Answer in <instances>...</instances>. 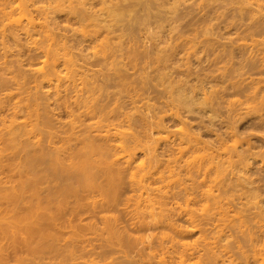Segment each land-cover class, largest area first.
<instances>
[{
    "label": "bare ground",
    "instance_id": "obj_1",
    "mask_svg": "<svg viewBox=\"0 0 264 264\" xmlns=\"http://www.w3.org/2000/svg\"><path fill=\"white\" fill-rule=\"evenodd\" d=\"M148 1L149 0H0V175L5 176V179H2L3 176H2V178L0 176V183H3V184L8 183L7 187H5L7 184L6 185L5 184L0 185V187H1L0 188V264H27L26 261H28V263L30 262L31 264L34 262L33 264H35L37 262V260H38V263L40 264V262L42 260V258L40 256H42L43 254L44 255L47 254L46 257H44L46 259H45V263H43V264H48V262H49V264H69V263H71V261H72L71 264H73V263L74 264H121L120 261L117 262L118 258L120 260L123 259L122 261L125 260L126 262L135 263V264H153V263L154 264H217L216 261H218L219 263H223V264H224V262H226L228 264L229 260L226 261V259H228L230 257V256H228V251H229V255H231V254H233V252H231L233 250L230 251L226 248L229 246L230 243L224 245L220 241V238H222V235L225 234L224 232L228 231L230 233V231L232 230L231 232L233 233V231L236 230L235 233L236 234L238 233L237 234L238 236L241 234V232L246 233L247 236H251L250 233L254 235V232H252L253 227L256 229L255 235L257 236V232H258L259 236H258V238L255 237V235L251 236L252 238L248 237L250 239L249 245H250V243H252V245H250V246H252L251 247L252 249L249 247V245H248V249L244 248V247H247V246H244V245H247L245 242L247 240L244 237L245 236L244 234H243L244 236L240 235V236H243L240 238H242V239L244 238L243 239L244 244L240 241H239V244H237L238 243L237 241L239 239L235 240V238H238V237H236V234H234L235 235L234 236L232 233L230 236L233 235V237H235L234 239H233V237H231L233 239L232 241H230L229 238L227 239V241L224 240V239H226V236H228L229 234L224 235L223 236L224 239L223 238L222 239L225 241V243L226 242L233 243L234 240L237 242V243L236 242L233 243L232 246L237 244L236 247L235 246L234 247L236 250H238L240 252V254L238 251L234 250L236 252L235 254L238 253L239 255H242V254L247 255V254H249V252H252V254L250 253L249 255L246 256V259L248 256L252 258L251 259L248 257L249 258L248 262L245 261L246 264L249 263L250 260H253L251 264L255 263V261L257 259H253V258H256L258 255H259V258H261L260 259L261 261L258 260L260 263L256 261V264L257 263L258 264H264V255L261 254V252L264 250V222L262 221V219L264 220V218L261 215V214L264 215V213H262L263 210L260 211L261 213L260 212L258 213V211H255V212H257L258 216L261 217V219L259 217L255 218V216H257V215H256V213L252 212L254 210L248 211V213L252 212L255 214L252 216L250 214H247V212H246L247 215L243 214V212L241 214L240 213L241 209L239 206L237 207V204H236V207L240 209V210L238 209L239 212H237V209H235L236 207L234 208L230 205L231 209L234 208L233 210L235 211V212L232 211L233 212V213H231L232 215L229 213L227 215L228 209L230 208V207L227 208L229 206V205H227V207H226L227 211H225L226 213H224V214H226V215H224V216H226V218L224 217L225 219L222 216H219V213H218L220 210H223L222 208H224V207H221L220 205L218 206L219 208L216 207V209L217 208L219 209V211L217 212V214L219 216V221L225 220V221L229 222V223L226 222L227 223L226 224L224 221H222L226 225L225 224L221 225V227L225 226L224 228H226L228 230L222 229V228H220V226H214L213 227L214 230L218 231L217 234L219 237H220L219 233H221V230L224 231V232L222 231L223 234H221V237L219 238L218 241L221 242L222 245H224L223 247H225L226 250L225 249L221 250L222 249L221 245H219V247H221V248H219L218 245L216 247H218L219 250H221L222 254H224V252L226 251L227 253L225 252V254L228 257L226 259H220L221 256H223V255L220 256L219 254H221V253H219L220 251L218 250V252H217L218 254H216L217 255V258H216V255H215V252H216L215 248L216 247H215V245H216V243L218 244V241L215 242L212 240V238L214 237V240H217L218 236L215 233V231L212 229V231L216 234V236L212 237V235H214V234H212V231H211L212 226L210 225L211 227H209V229L207 226V225H209V223H211V220L213 221V219H214V218L211 219L209 217V215L212 213V209L214 210L215 208L213 207L210 210L207 207H209L208 205L211 204V206H210V208H211L212 202H214V204H215V202H216L215 197L217 194L219 195V193H221V192L224 193V191L226 193H228L226 191L227 187L226 188L224 187L225 190L223 189V185H222V187H220L221 183L223 181H220V184L217 183V182H219V180L222 179L221 177H223V176H221V175L222 174L224 175V173L226 174L227 172L225 171L226 165L222 166V164L225 162V161H223V159L225 157H223V159H222L223 163H222L221 160H219L220 154H219V156H217L215 154L216 157H218V158H216L214 155L215 151H213L212 148H211V151H213V153H211V154L208 153V154L210 156L211 155H213V156L209 157L208 154L203 155L204 152H206V153L208 152V150H206L209 146L208 141H207L208 139L205 140V144L207 143L206 144L207 146H205V147H207L205 149L206 151L204 149H202V151L199 150V151H201L200 154H202L203 156H207L208 158L207 157L204 158V157H202V155L198 156L197 154L194 153L195 152L194 150L200 149V148H197V146L201 143V141L203 142L204 140H201L203 138H199L200 134L197 135L194 132V130L191 131V129L185 127V123L183 122V121H185V119L183 120L182 117L180 119V115H179L180 113H177L178 110H176V112L169 111L170 113L167 114L168 116H166L165 113H164V115L163 114L160 115L161 112L158 111L160 113V114H158V112L157 111L155 112L154 110L153 111L155 113H153L152 115H148V114H146L147 112H143L144 114H146L145 115L146 117H145L143 114H142L143 116L141 115V113H142L141 110L138 111L136 109L140 113V115L137 113V111H136V113L138 115H135L136 113L133 114L135 112V109H134V111H133V109H131L132 110L131 112H133L132 114L134 115L133 116V115H131L130 111H129V113L124 111L123 110L124 108L121 109L123 111L122 112L123 114H122L120 109H118V108L116 109L117 105L114 108L112 107L114 110L111 108H107L106 104H102L101 101L99 102V100H102V99H100V98L98 99L96 97L95 91H97V89H98V84L96 83V80L93 81L94 80L93 78H96V77H94V74L92 73V69H90V67L93 66V65H91L93 62L92 63L89 62V59L90 58H96L98 63L102 62L101 63V64H103L102 66H104V64H109V67H110L111 64H110V62H108V58H109V56L110 57L112 56V55H110V54H112L111 53L112 47L113 46L116 47L118 45L120 48L123 49L122 40H125V39H123L124 35L123 34L121 35V29L119 27H122V26L125 27V24L123 22V21H125L124 17L125 18L129 17L133 21H136V19L139 17V16H137L138 12H141L142 10H143V13L145 12V15L148 14L150 17V14L154 13V11L156 9H154V11H152L151 8L153 9V6L151 5V3H149V2H151V0L149 2ZM156 1L158 2V0H156ZM156 1H154L155 5H156ZM212 1H215V0H199L198 1L196 10L194 11V13H196V11L198 10L197 14H195L196 16H198V19L203 18L204 15L208 12L207 11L208 7L211 6ZM243 1H246V2L250 1L249 2L250 5H252V6L255 5V7H257V8L254 9L255 10L254 13L255 14L259 13L256 15H257V17H261V19H262V15L258 16V15H260V13L262 14V10H264V5H262L260 3V1L259 2H257L258 0H253V1L243 0ZM154 2L152 4H154ZM252 2L254 3V5ZM159 3H160V5L162 4L161 1H159ZM164 3H166V2H164ZM246 4L248 7V3H246ZM163 5L164 4H162V6ZM133 6L137 7V9L136 8L131 9V8H134ZM156 8H158V7H156ZM169 9L168 8L166 9L169 12L166 10H165V12H168V14L171 15V17H169V18H171V20H172V18L175 19L176 15L178 13H181L180 4L178 2H174V4L172 6H170ZM240 9H242V7L239 8V11H240ZM242 10H244V9H242ZM240 12H242V11H240ZM190 14L192 15V12ZM152 15L153 14H151V17H152ZM216 15L218 16V13ZM153 16H156V15H153ZM248 17H250V16H248ZM251 17L253 20L256 16L251 15ZM176 18H178V17H176ZM216 19H217V17H216ZM255 19H257V18H255ZM261 19L259 18L258 21H260ZM263 19H264V17H263ZM250 20H251V18H250ZM258 21H257V23H258ZM250 23H251V21H250ZM254 23H255V21L252 23L253 26H254ZM127 25H129V24H127ZM232 25H229V26H232ZM244 25H246V24H244ZM236 26H238V25H235V27ZM242 26H243V24H242ZM248 26H246V27H248ZM124 27H122V30H124L123 29ZM113 28L114 29H116V28L120 29L119 35L118 34L116 35L114 33V35H116L115 37L112 35H111L112 37H109V39L112 38V39L117 40V45H114V43L111 42L112 39H110L111 41L109 43L108 36H106L110 32L109 29H111V32H112ZM222 29H223V27H222ZM244 29H245V27H244ZM212 30H213V28L205 29L203 31V33L201 34L200 39L202 37L203 38L200 41L199 40L195 41V38H197L196 36L191 37V36H186V35H184L186 37L183 36V39L181 38L182 42L179 40L180 43L184 42V44H185L184 50L182 49V47L184 45L180 44V46L183 45L181 47V49L183 50L181 55L186 56V57H184V59L185 58L188 59L187 57H189L191 55L192 50L195 51L196 48L200 46L199 42H200V44L203 42H209L210 40H212L214 38V35L212 36V34L214 33V32H212ZM234 30H235V28H234ZM236 30H237V28H236ZM249 30H251V29H249ZM234 32H233V35H234ZM247 32H248L246 35L247 37H245V38H238L237 34L238 33L240 34V32L239 31L235 32V34L237 36L236 37L234 35L236 37L235 39L239 40V42L237 41L238 43L237 42L235 43L236 44L235 50L238 51L237 53L241 52L239 54L240 56H241V54L244 55L247 50H249V51L251 50L250 53H249V51H247V53H249V54L246 53L245 58H246L247 62L251 65V68H252V67H254L253 64L256 63L254 61L256 58V55L254 54V53H256L255 52L256 50L253 49V50H255L253 53L252 48L257 47V49H258V46H256L257 43L261 48V44H259L260 42L257 41L258 38L256 39V37H255L256 33H253L252 31H247ZM102 33H103V36L100 37V35H102ZM248 34L249 35L251 34V35L249 36ZM131 35H132V33H131ZM240 35H243V34H240ZM155 36H157V35H155ZM234 36H232L233 39H234ZM256 36H258V35H256ZM129 38L132 39L131 36H129ZM226 38L228 39V42H227V44H226V42L225 43L223 42L225 44V46L228 45V43L230 42L229 40L233 41L231 39V35L226 36ZM260 38H259V40H260ZM261 40H262V38H261ZM263 41L264 40H262L261 43H263ZM195 42L196 43L198 42L197 43L198 46H196V44H193ZM215 42H217V39ZM218 42H220V41H218ZM128 43H129V41H127V44ZM160 43H162V42H160ZM173 43H175V42H173ZM223 43H221V44H223ZM167 44H169V42ZM211 44H212V42H211ZM211 44L209 45V47L211 46ZM111 45H113V46H111ZM126 45H125V47H126ZM194 45L196 46L194 48L195 50L193 49ZM173 46H177V45H173ZM205 46H207V45H205ZM205 46L203 44L202 47L201 46L199 47V49L201 48V50L203 48H205L202 51L206 50V52H204V53H206V54H204V56L206 55V57H204L202 60L200 57V55H201L200 52H199L200 55L197 53L199 56L195 52H192L193 57H195L193 53H195V55L198 56L197 58L195 57V59L197 61L194 58H193V60H195V62H197L196 64H200L201 67L204 66V64L202 65V63L207 61V59H208V64L206 63L207 66H209L210 62H212L213 64L215 62H217L216 55H215L216 58L214 57V59L207 57L208 56L207 52L208 51L213 52V50L215 49L216 46L213 45L210 48L205 47ZM115 47H114V49L119 48V47L118 48H115ZM160 48L161 47H159L157 49H160ZM260 48H259V50L262 49V48L261 49ZM162 49H164L163 46H162ZM113 50H112V52H113ZM161 50H158V51L161 52ZM158 51H156V52H158ZM171 51H173V50H171ZM178 51L180 53V50H178ZM221 51L225 52L224 48ZM114 52H115V50H114ZM175 52H176V49H175ZM175 52L172 53L173 55L171 54V59H172V56H173V58L175 57V55H176ZM196 52H198V51H196ZM215 52L218 53V51H215ZM227 52H228V50L226 51V54H227ZM153 53H154V50H153ZM183 53H184V55H183ZM229 53L230 54L232 53L231 55L235 54V53L230 52V51H229ZM165 54H166V52H165ZM202 54H203V52H202ZM214 54H216V53H214ZM214 54H213V56H214ZM218 54H220V53H218ZM218 54H217V56H218ZM230 54H228L227 57ZM256 54L258 55L261 53H256ZM135 56H137L136 53H132L128 57L129 61L132 62L133 65H135L133 62V59L135 58ZM160 56H157V57L159 58ZM162 56H163V54H162ZM180 58H181V56H180ZM205 58H207V59H205ZM209 59H211V60H209ZM229 59H230V57H229ZM241 59H242V57H241ZM158 60H160V59H158ZM158 60H156V63ZM188 60H186V61L188 62ZM164 61H166V60H164ZM164 61H163V63H165ZM171 61H173V60H171ZM231 61H232V59L228 61L229 63L227 62L228 66L231 64L230 63ZM263 61H264V59H263ZM259 62H261V61H259ZM163 63H162V65H163ZM166 63H170V61L166 62ZM174 63H176V62H174ZM158 64H159V62H158ZM222 64H224V63L222 62L221 64H217V65L222 66ZM244 64H245V66L247 65L246 61H244ZM88 65H90V66H88ZM171 65H172V63H171ZM237 65H235V66H237ZM240 65H241V63H240ZM261 65H263V64H261ZM228 66L226 65L225 67L228 68ZM230 66H229V68L232 67V66L231 67ZM24 67H25V69H24ZM104 67L107 68L108 66H104ZM156 67H157V64H156ZM158 67H159V65H158ZM173 67H174V65H173ZM198 67H199V65H198ZM225 67H224V65L222 66V68H225ZM238 67H239V65H238ZM113 68L117 69L118 67L117 68L113 67ZM165 68H167V67H165ZM168 68L173 70L170 66ZM194 68H195V66H194ZM262 68H264V67H262ZM108 69L109 68H107L106 70H108ZM114 69L111 73L114 72ZM170 69H168V70H170ZM185 69H188V68L185 67ZM199 69L201 70V68H199ZM225 69H224V71L222 69L221 73L226 72ZM254 69H257V68H254ZM163 70H164V68H163ZM171 70H170V72H171ZM189 70L190 69H188V71ZM235 70H236V72L237 71L240 72V69L239 70L235 69ZM242 70H241V72H242ZM260 70H261V68H260ZM119 71H121V70H119ZM119 71L115 70V72H117V74L120 73ZM179 71L180 70H178V72ZM218 71H220V69ZM231 71H232V69H231ZM115 72L113 75L110 74V72H109L110 75L108 73H106L108 76L103 74L101 79H103V81H105L107 84L108 81H106V80H109V77L111 75L114 76ZM176 72H177V70H176ZM186 72H187V70H186ZM163 73L165 74V72H163ZM204 73H206V72H204ZM216 73H218V72H216ZM255 73H256V71H255ZM257 73H259V72H257ZM247 74L248 73H246L245 78L248 77ZM120 75L121 74H118V76L116 75L117 77H114L112 79H115V78L117 79L118 77H120ZM170 75H171V73H170ZM197 75H199V74H197ZM213 75L214 74H212L211 77L209 76L210 78L208 76L206 77V75H204L205 77H203V78L206 80H207V78H209V79H211L210 81L212 82L213 78L215 77V76L213 77ZM224 75L227 76V74H224ZM166 76H167V73H166ZM172 76H170L171 79H172ZM200 76H201V74H200ZM240 76H241V74H240ZM196 77L197 76H195V78ZM220 77H221V75H220ZM222 77H223L222 79H224V76H222ZM235 77H237L236 74H235ZM249 77H248V79L250 81L249 80L247 81L244 78H240V79L238 78V80H236L232 77V80H230V84L232 85V88H234L235 84H236V87L241 86L242 83L245 84V80L247 81V83H249V82L252 83L254 80H252L253 78H249ZM255 77L260 78L261 76L260 77L255 76ZM166 78H168V77H166ZM195 78H194V81H195ZM118 79L123 80L122 78H118ZM185 79H186V76H185ZM187 79H189V78H187ZM187 79L185 81H189ZM91 80L95 83H92ZM261 80H262V77H261L260 81ZM88 81H91V82H88ZM200 81H199V84H200ZM210 81H207V83H210ZM214 81H215V79H214ZM101 82H102V80H101ZM119 83H120L119 85L121 86V87L119 86V88L122 90L123 89L122 87L125 86L126 83L124 82V80H123V82L120 81ZM121 83L123 84V86ZM202 83H203V85L205 84L204 82H202ZM216 83H217V81H216ZM220 83H221V81H220ZM227 83H229V79L227 80ZM93 84H96L97 86H95V85L93 86ZM176 84H177V82H176ZM226 84H224V85H226ZM255 84L257 85V83H255ZM172 85H173V83H172ZM172 85L171 86L168 85V87H170L171 91L174 93V95H171V97H170V94L172 92L168 95L172 100L170 103H172V104H174V102L175 103H177V102L182 103L184 106H182V104H178V103L177 104L182 106V109L184 107L186 108V109L184 108V110H187V111L183 110L184 112L189 111L190 113H192V112L193 113H199L198 115H196L198 117L201 114H204L206 112V110L211 109L213 107L211 105L213 98L217 97V96L213 97L211 93L210 94L204 93L206 91H204V92L200 91L201 93L195 92V91H199V90L195 87L197 90L193 91L194 89L192 90V88L191 89L189 88L190 86L192 87V85L188 84L189 86L186 87L185 86L186 83H184V85H182V83H181V86H179L177 84L178 88L176 85H174V86H172ZM231 85H229V86H231ZM233 85H234V87H233ZM261 85H263V84H261ZM88 86H90V87L88 88ZM91 86L96 87V89L91 88ZM159 86H160V84H159ZM208 86H209V84H208ZM229 86H228V89H229ZM246 86H248V85H246ZM163 87L165 88V86H163ZM168 87H167V89H168ZM209 87H212V86H209ZM236 87H235V89H236ZM172 88H175V89L177 88L176 92H174L173 91L174 89H172ZM213 88H214V86L211 89H209V91L210 90L215 91V88L214 89ZM220 88L222 89L223 86ZM254 88H255V86L253 87V89ZM257 88H258V85L256 86L255 89H257ZM124 89H126V86ZM228 89H227V91H228ZM231 89L229 90L230 92H231ZM121 90H119V91L121 92ZM158 90H160V89H158ZM161 90L163 91L164 89H161ZM205 90H206V86H205ZM122 91H126V90H122ZM233 91H235V90L232 89V92ZM237 91H238V89H237ZM251 91H252L251 92L252 95L250 93L249 97L250 96L254 97L255 96L254 94H256V90L255 91L251 90ZM132 92H133V90H132ZM223 92H225V91H223ZM246 92H247V90H246ZM133 93L135 94V96L133 94L132 95L137 98L136 93L135 92H133ZM128 94H129V92H128ZM225 94H224V96H225ZM236 94H237V92H236ZM236 94H234V96H236ZM205 95H206L207 99H209L208 98L209 96H207V95L212 96V101L211 100H210V102H209V100L206 101L207 99L205 98ZM124 96L127 97L126 94ZM129 96H131V95H128L129 103H131L130 100L135 102L136 98H134L132 96H131L132 98H129ZM201 96H203L202 100H204V101L198 100ZM243 96H245L244 93H243ZM246 96L248 97V95H246ZM261 96H262V94H261ZM261 96H259V97H261ZM263 96H264V94H263ZM98 97H100V96L98 95ZM165 97H167V96L165 95ZM172 98L175 99L174 102H173ZM220 98H218V99H220ZM234 98H233V100H234ZM239 98L238 99L236 98V99L239 100ZM261 98L263 99V97H261ZM210 99H211V97H210ZM228 99H229V97H228ZM247 99L244 100V102L246 101V103H244L242 101H241L242 103L241 102L237 103V101H236V103H237L236 108L238 107V109H237L238 111H240V109H242L241 108L242 106L244 107L242 109V111H244V109L246 107H248L247 105L251 101L249 102ZM167 100L168 99H166V102H167ZM230 100L227 103H229ZM258 100L260 101V98ZM159 101H160V99H159ZM169 101L170 100H168V102ZM205 101H206V103L208 102L207 104L211 105L212 107L207 106ZM216 101H215V103H216ZM232 101L230 102V104H232ZM259 101H258V103L261 104L262 101L261 102H259ZM99 103H101V104H99ZM240 103L241 104L244 103L246 106L242 105L241 107H239ZM217 104H218V102H217ZM230 104H228V105H230ZM234 104L235 103H233V105ZM254 104L257 105V102L256 103L254 102ZM263 104H264V101H263ZM257 106L260 107L259 105H257ZM118 107H119V105H118ZM175 107L177 108L178 106L176 105ZM209 107H211V108H209ZM231 107H232V105H231ZM62 108L64 110H61ZM167 108H170V107H167ZM171 108H172V106H171ZM248 108L251 109L250 104H249ZM178 109H180V108H178ZM250 109H249V112H248V109H247V111H245V112H248L247 117L252 112L255 114L254 111L250 112ZM58 110H60V112L64 111L65 112L64 114H66V117H65L66 120L64 119L65 121L62 122V124H61V122H60V124H58L59 122L57 121L58 120L57 116L59 114ZM116 110L117 111L119 110L118 113L120 112L122 114L121 115L122 117L120 116V119L118 118V116L116 117V115H115V113L117 112ZM170 110H172V109H170ZM260 110H259V112H260ZM112 111H115V112H113L114 114L112 113ZM165 111H166V109H165ZM179 112H181V111L179 110ZM120 113L118 115H120ZM166 113H167V111H166ZM209 113L212 114L211 111ZM227 113H225V114H227ZM236 113H238V112H236ZM263 113L264 112H262V114ZM187 114H189V113H187ZM211 114L210 115L208 114L210 117L207 115V113H206V115L205 114L204 115L207 116V119H213L214 120V118L217 115H215L216 113H214V115L212 114L214 116V118H212L213 116H211ZM233 114H234V112H233ZM243 114L246 115L244 112H243ZM191 115H193V114H191ZM204 115L202 117H204ZM258 115H260V114H258ZM149 116H151L150 117V119L152 118L151 120L148 118ZM80 117H83L82 119L86 118L88 120V122L82 120ZM242 117H240V118H242ZM228 118H229V116H228ZM258 118H260V117H258ZM54 120H56L57 122ZM166 120L172 121V122L178 121V125H179L178 129L176 126H175L176 127L175 129H177L176 130L177 133H179L181 136L180 137L177 136L178 134H176V136H177V139H178V137L181 140H183V138H184V142L182 141V143H181V141H179V139H178V141L176 140L178 143L176 142V144H175V142L172 143V141H170L168 139L169 138L168 136H165L166 134H168L167 129L169 127V126H165V124H164V121H166ZM216 120H219V119H216ZM239 120H241V119H239ZM236 121H235V123H233L234 126L237 123ZM124 122H126V123L124 124ZM196 122H198V121H196ZM208 122L211 123L212 120L211 121L209 120ZM238 122L240 123V121H238ZM142 123H144V124H142ZM187 123H189V122L187 121ZM214 123H215V121H214ZM217 123L219 124V122H216V124ZM228 123L230 124L231 121H229ZM190 124H192V123L190 122ZM221 126H222V124H221ZM225 129H227V128H225ZM205 130H206V128H205ZM205 130H204V132H205ZM233 130H231V131H233ZM256 131L258 132V130H256ZM165 132H167V133L165 134ZM263 132H264V130H263ZM148 133H149V135H151V134L157 135V136H155L157 138L155 140H157L158 144L162 139H165L166 137H168V138H166L167 141L166 140L165 141L166 142L170 141L172 144L171 143H165L161 147L156 146V145L151 146L150 140L152 142H155V141L152 140V139H154V138H152L153 136L149 137V138H151V139H149V141H148V139H145V138H148V136H147ZM169 133H172V132H169ZM207 133H208V131H207ZM161 134H165L164 138H161V136L163 137V135H161ZM213 134H214V132H213ZM223 134L225 135V133H223ZM251 134L253 135L252 132H251ZM173 135H175V134H173ZM141 136L144 138H140ZM208 136H206V137H208ZM229 136H231V134ZM250 136L251 135H249V137ZM239 137H241V136H239ZM239 137L236 138V140L234 139L235 138L234 137L233 140L237 141L239 143V140H241V139H239ZM173 138L176 139V137H173ZM158 139H161V140L158 141ZM211 139H213V137ZM237 139H239V140H237ZM244 139H245V141L242 139L243 141L241 140V142L239 144L237 143L238 145H240L242 143L238 148H236L237 145L236 146L235 145L230 146L228 144H227V146H229V147H227L224 144L225 142L223 143L224 144V146H223V145H221L223 141L222 142L219 141L220 143L218 142L217 145H219L218 147L222 146L225 148V149L223 148L224 151H222V153H224V154L228 153L227 151H230L228 156H226L227 158H225V159H227L226 164L229 163L228 166L231 167V170L229 169L230 167L227 169H229L231 171V175H230L231 177L230 178H233L232 180H234V177H236L235 179L238 182L234 183L231 180V183L233 182V184H237V185L232 186V184H231V186H229V187L244 186V188H243L244 191L241 187L238 189H240V193L242 191V193H241L242 197H243V195H245V197H246L245 199L243 198L244 200H246L243 202V204L245 202L247 203V201H248V204L245 203L247 205L246 210H248L251 207L252 203L253 204L255 203L252 200L253 199L252 197L254 196V200L259 198V197L256 198V196L258 194L254 195L256 193L253 192V191H255V189L257 192V188L259 190V187L255 186L256 185L255 182L252 183V181L250 180V179H252L251 177L249 180H248V178H246L247 177L246 171L248 169L247 166H249V164H248L249 162H247V160H249V158H251V157H249L250 154L255 153V152L252 150V149H254V148H252L254 146H253V144H251L252 147L250 146V142L247 140L248 138L247 139L244 138ZM94 140L99 141V142L97 141L98 145H97V142L94 143ZM215 140L217 142L218 139H215ZM162 141H164V140H162ZM234 141L232 143H235ZM185 142L190 144L192 147H195V149L191 147V149H194L193 150L194 152L188 151L190 149L186 150V148H188V145H185L186 144ZM243 142H244V144H243ZM210 143L211 142L209 141V144ZM180 144H182L181 147H183V146L185 147L186 152L188 151V152L192 153V156L189 157L190 160H189V158H187L188 155H187V157H184V158H187L188 160L187 159L186 160L181 159V160H183V162L181 160H179V162L181 161L183 164L178 162V159H180V156H182L181 154L184 151V147L181 149L177 146ZM259 144H258V146H259ZM201 146H204V144H201ZM243 146H244V148H243ZM230 147H233V148L235 147V148L230 149ZM202 148H204V147H202ZM180 149H181V151H179ZM208 149L210 151V148H208ZM226 149H227V151H225ZM250 150H251V152H249ZM176 151H179V154H176L177 156H175V153H178ZM196 151H198V150H196ZM218 151H221V149L219 148ZM245 151L250 153V154H248V153L246 154ZM242 152L243 153L245 152L244 153L245 156L243 155ZM184 154H183V156H184ZM187 154H189V153H187ZM193 154H195L194 155L195 157H193ZM261 154L262 153H260L259 156H262ZM247 155H249V156H247ZM222 156H223V154H222ZM254 156H256V155L252 154L253 159H255ZM263 156H262V158H263ZM197 157H199V160H201V162L199 160H197L198 159ZM246 157H248V158H246ZM195 159L198 162L195 161ZM203 159H204V161H202ZM263 162H264V160L262 161V163ZM220 166H222L223 168L225 167L224 168L225 172L222 170L224 173H222V171H221L222 168L221 169L219 168ZM97 167H98V171L96 170ZM259 167H260V165H259ZM218 168L220 169L219 171L221 172V174H219L220 176H218L215 172V171L218 172ZM229 170H227V171H229ZM126 171H128V175H129L128 176L129 185L135 186V191L136 190L139 191V189H140L139 195L135 196L137 199L138 198L139 199L137 201L135 198H133L136 200V201L134 200V202H137L136 203L137 206L139 205V203L141 201L145 202L143 206L148 207V209L146 210L147 212L145 211L146 213L144 212V210L146 209L144 207V210L141 209L140 212L138 211L136 214H133L132 219H131V216H129L130 217L129 219H131V220H129V223L133 222V225H134L133 228L137 227L136 229H138V228L141 229L142 227L143 228L149 227L151 225V223H152V225L156 224V227H157L158 223L159 224L162 223V225H164L166 227V232H164L163 230H160L163 232H159L158 237L156 235L155 236L151 235L152 236L151 238L148 237L149 239H152V240H147L148 239L147 237H145V239L141 238L142 240L144 239V241L146 242L145 243L143 241L145 243V245H144V243L139 245V242L141 243V240L137 241V239L139 237H137V239L135 238L134 240H136V241L134 242V240L132 241L133 238L132 239L130 238L131 239L130 240L128 237V239H127V238H125V234L122 231H121L122 233L117 231V230H119V228L115 229L117 227L115 225V223L117 221V215H116V213H114L115 215H113L114 210L113 209L111 210L110 207H112V206L116 207L115 204L116 203L119 204L118 202L120 201L121 194H122L120 191H122L121 189H124L123 187L125 186V180H124L125 176L123 174ZM209 171L211 172V174L215 173L218 176V180L216 182L215 179L217 178V176L214 175L216 178L215 177L213 178L215 180V181L213 180L215 183H213V181H212L213 185L215 184L213 187H217L219 184L220 186H218V187L220 189L222 188L223 190L221 189L222 191H220V189H219V191H220L219 192L218 190H214L211 187L209 188V186L207 184L206 185L208 186V188L210 190L207 189V187H206V189L205 188L204 189L208 193L206 192V194H204L205 190L201 189L200 193L202 195L204 194L203 195L204 198L202 197V195H201V197H202V199H205V196H206V198L208 200L206 199L207 201L206 200H204V201H206V203H208V205L206 203H204V206H203V203L201 205V207H204L207 209H204V208L201 209L200 206L197 205V206H199V208L201 210L198 207L197 208L195 207L196 209L200 210V213L198 216H202L201 219L204 218L203 219L204 221L203 220L200 221V218L195 219L196 216L193 217L194 214L192 215V213H195L194 212L195 210L193 211L192 207H191V209H189L190 207L189 208L187 207L188 206L187 203L189 200H190L189 201L190 203L191 202L193 203V201L194 202L196 201V200H194L195 198H193V197H195V193L193 196L188 197L190 195V190H189V188L187 189V186H191V185L193 186L194 184L196 185L197 176H199L201 173H203V175H206V173H208ZM212 171L214 173H212ZM230 171L228 172V174L230 173ZM95 172H97V173H95ZM238 172H240V174H238ZM98 173L102 174V175L99 174V176L101 175V178H98ZM245 173H246V175H245ZM211 174L206 175V179H207V176L210 177ZM90 175H91V177H90ZM232 176H234V177H232ZM45 178L46 179L48 178V179L46 180ZM82 178H83V180H82ZM90 178H91V180H93L95 182L97 180V182H96L97 184H95V183L93 184V181H91ZM95 178H97V179H95ZM189 178H192L191 179L192 182L187 181L188 185L185 182L186 185L184 184V186H183L182 183H184V180L189 179ZM193 178H195V180H193ZM99 179H102L103 181H100ZM203 179H205V177L202 176V174H201L200 178H198V181L201 180V182H202ZM224 179H226V181L227 180L229 181V179L225 178V176H224ZM48 180H50L53 183L52 187H50V188L48 186H47L48 188L47 187L46 188L40 187L43 181L46 184L45 181H48ZM84 180L85 181L87 180L86 181L87 183ZM208 180H211V179L208 178ZM208 180H206V181H208ZM189 181H190V179H189ZM193 181L194 182L196 181V183H193ZM206 181H203V184H205ZM228 181L223 182L222 184H224V186H227ZM91 182L94 186L91 184ZM80 183L81 184L84 183V184H82L83 186L87 184L86 186H84L85 190H84V188H80V187H83L82 185L80 186ZM190 183H192V184L189 185ZM199 183H200V181H199ZM199 183H197V184L199 185ZM210 183L211 182H209V184ZM212 183H211V186H212ZM251 183L254 185V187H253V188H255L254 190H252L253 188L250 187V186H253V185H250ZM203 184L201 186H203ZM229 184H230V182H229ZM90 185H92L91 188H93V189L90 188ZM199 186L196 185V188L198 187V189L200 190V188H202V187L201 186L199 187ZM245 186H246V189H248V191L245 190ZM218 187L215 189H218ZM42 189H43V191H42ZM193 189H195V188H192V190ZM233 189H231L229 191L231 192ZM263 189H264V187H263ZM88 190H90V191H88ZM195 190H193V191H195ZM213 190L218 191V193L215 194L216 193L215 192L213 194V193L209 192V191H213ZM198 191L196 193H199ZM248 193L250 194L252 199L248 198V200H247V196L250 197L248 195ZM257 193H259V192H257ZM142 194L143 195L145 194V195L143 196ZM191 194H192V191H191ZM211 195H215V196L211 197ZM230 195L234 196V195H237V193L236 194L232 193ZM119 196H120V198H119ZM133 196H131V198ZM142 196H143V198H142ZM208 196H210L213 201L211 199H209L210 197L208 198ZM179 197L185 198L183 200L184 201L187 200V201H185L186 204H185V202H183L184 204L181 203L182 200L180 198V201H179ZM197 197L199 198V195H197ZM226 197L228 198L229 195ZM131 198L126 197V200L130 201ZM191 198H193V200H191ZM198 198H196V199H198ZM213 198H215V199H213ZM218 198H217V200H221L220 199L221 197L219 199ZM223 199L225 200V198H223ZM235 199H237V198L235 197ZM239 199H240V197H239ZM81 200H83V201H81ZM209 200H210V203H209ZM228 200H229V198H228ZM262 200H264V198L261 199V201H259V202L261 203ZM226 201H223L222 203H225ZM236 201L237 200H235L233 202L236 203ZM242 201L240 203H242ZM249 201H252L251 204ZM82 202H84V203H82ZM142 202L140 204H142ZM259 202H256V203L260 204ZM198 203H200V202H198ZM237 203L239 205V201ZM133 204L134 203H132V205ZM136 204H134V205L136 206ZM182 204L184 205V207ZM231 204H233V203H231ZM245 204H244V206H245ZM258 204H256L257 206L253 205L254 207H256V210H257V208L260 210V207L258 206ZM84 205L90 210V212L87 209L83 208ZM67 206L68 207L70 206L69 209ZM137 206H136V208H137ZM240 206H242V205L240 204ZM254 207H253V209H255ZM65 209H67L69 214H70V215H68V218L70 216H72L73 219H75V217L79 214L80 211H81V213H84L85 211H86V213H88V212L90 214L92 213V215H94L95 217L97 215V218H99L98 223H100L101 225L100 226H98L97 224L95 225L94 221H91V223L94 222L93 223L94 226L91 223L88 225V222H90V220H86L87 221L86 222L82 219H79L80 218V216H79L80 214H79L78 215L79 217H77L76 220L77 221H78V219L82 220L81 221L82 223H80L78 221L80 224L79 223L77 224V221H76L73 224V223H71V221H72L71 217H70L71 220H69L70 218L66 219L65 220L66 221L65 227H66V224L67 225L69 224L67 226V228H68V230H70V229L71 230L69 232H68V230H65V229L64 230L66 232H63L64 230L63 231L60 230L61 233H63V234L65 233L64 235L61 234L62 238H60L59 237L60 231L58 229L59 228L58 221L65 219V217H63V216H66V214H67V211ZM109 210L112 211V217L113 218L111 217ZM134 210H135V208H132L131 214L134 213ZM202 210L204 211V213ZM205 210L206 211L210 210V212H211L209 214V212L207 211V217H205L206 215H204V214H206ZM244 210H245V208H244ZM64 211H66L65 215H64ZM176 211L178 214L180 212H182V214H183V212H184L183 215H185V219L187 217V219L189 220L188 225L186 224L187 226H184L183 224H182L183 225L182 226V225H179V222L177 224H176V222H174V220H176L174 218V213L177 214ZM135 212H136V210H135ZM201 212L203 214H201ZM221 212L222 211H220V213ZM138 213L139 214L144 213L147 215H146V217H143L145 215L138 216ZM98 214H99V216H98ZM212 214H214V212ZM215 214H216V212H215ZM222 215H223V213H222ZM228 216H230V218ZM108 217H109V219H108ZM135 217H136V219H135ZM111 218H112V221L114 222L113 224H112V222H110ZM114 218H115V220H114ZM215 218L217 219V216ZM243 218H245V220H248L250 223L248 221L244 222ZM253 219H254V221H253ZM133 220H135V222ZM215 220L213 221L212 225L220 223V222L214 223V222H216ZM62 221L64 222V220H62ZM73 221H75V220H73ZM130 221H132V222H130ZM182 221H184V220H182ZM217 221H218V219H217ZM231 221H233V222L238 221V222H237V224L233 225L232 224L233 222L230 223ZM63 222H61V223H63ZM83 222H85V223H83ZM248 223H249V225H248ZM74 225H77V226H74ZM78 225H80V226H78ZM133 225L131 224L130 226L132 227ZM201 225L203 227H201ZM250 225H252L251 232L247 233V232H249V226ZM61 226H63V225L61 224ZM95 226L100 227L99 228L100 230ZM77 227H79V228L77 229ZM80 227L83 228L84 231H81ZM216 227H219L218 229L220 231ZM229 227L231 228V230L229 229ZM61 228H64V227H61ZM202 228H204V229H202ZM97 229L99 230V232ZM158 229H159V227H158ZM207 229L210 230V232H211V234L209 232L208 235L210 234L209 236H211L210 241H213L215 243L214 246L212 244H210V242L208 243L206 241L207 239H209L208 238L209 236L208 237L206 235L204 236V233L207 234V232H204L203 230L206 231ZM131 230H132V228H131ZM202 231H203V233H202ZM58 232H59V234H58ZM196 232H198L197 233L198 234L197 239L199 240V242H196V241L193 242L192 241V243H190V241L182 239L183 238L182 236L187 234V237H189L188 234H193ZM228 232H226V233H228ZM66 233H68V235H66ZM88 234L89 235L92 234V238L91 239L89 238V240H87V237H91V236H89ZM123 234H124V236H123ZM63 236L65 238H67L66 236H68V238L63 240L64 239ZM146 236H150V234H148ZM140 237H141V235H140ZM253 238H257V239H253ZM186 239H188V238H186ZM92 240H96L97 244L92 243L91 242ZM252 240H253V242H252ZM90 242L92 244H90ZM137 242H138V246H140V247L137 246ZM196 243H202V248L204 247L203 248L204 250H206L205 248H207V247H208L207 250L210 249L209 251H207L208 255L202 249V252L206 254V257L203 258V256H205V255H203V256H201V258H203V260H205L206 262L205 261L203 262V260L200 259V255L203 253L201 251H199L200 249L198 250V247H200V246L196 247L198 245ZM241 243L244 247H241ZM203 244H206L207 247L203 246ZM209 247H212V248L215 247V248H213V249H215V252H214V250H212ZM242 248L244 250H242ZM229 249H233V247H230ZM246 250H249V251H246ZM198 251L200 252L199 256H198V253H199ZM8 252H13V253L16 252V254L13 256V258H9L10 257L9 256L8 257L9 260H7L6 255L9 254ZM196 253H197L198 257L195 255ZM85 254H87V255H85ZM99 254L104 256V257L100 258L101 256ZM112 254H118V256H113ZM235 254H233V255H235ZM98 255H99V258H98ZM193 255H195L197 257V258L195 257L196 259H193L195 261L188 258V257H194ZM226 255L224 257H226ZM233 255H231L232 257L230 258V262H231L230 264H238V263L241 264V263H243V262H241V260L239 262V259H238V263H234V260L232 263L231 259L234 258ZM243 255L241 257H243ZM250 255H252V256H250ZM218 256H220L219 260L220 261L222 260V262H220L218 260ZM254 256H256V257H254ZM244 257H245V255H244ZM40 258H41V260H39ZM75 258L78 259V261L74 260ZM235 258H236L235 260H237L238 257L235 256ZM239 258H240V256H239ZM10 259H12V261H10ZM244 259L245 258H243V260ZM223 260H225V261L223 262ZM67 261H69V262L67 263Z\"/></svg>",
    "mask_w": 264,
    "mask_h": 264
},
{
    "label": "rangeland",
    "instance_id": "obj_2",
    "mask_svg": "<svg viewBox=\"0 0 264 264\" xmlns=\"http://www.w3.org/2000/svg\"><path fill=\"white\" fill-rule=\"evenodd\" d=\"M150 1V0H149ZM148 1V2H149ZM154 1H156V0H151V2H149V3H151V5L153 6V9L151 8V10L152 11H154V9H156L155 11H154V13H151V14H153V15H156V16H153L152 15V17H151V14H150V17H149V15L148 14H146L145 15V12L143 13V10L141 11V12H138V14H137V16H139L137 19H136V21H133L132 19H130L129 17H127V18H125L124 17V19H125V21H123L124 22V24H125V27L124 26H122V27H124L123 29L124 30H122V27H119L120 29H121V35L123 34L124 36H123V39H125V40H122V46H123V49L122 48H120L118 45H117V40H115V39H112V38H110V39H112V41L109 39V37H112V36H116L117 34L119 35V31H120V29L119 28H116V29H112V32H111V29H109V33H108V35H106V36H108V39H109V43H110V41L111 42H113L114 43V45H117L116 47L115 46H113V45H111V46H113L112 47V50L114 49V47L115 48H118V49H114L115 50V52H114V50H113V52H112V50H111V53L112 54H110V55H112L111 57L109 56V58H108V62H110V67H109V64H104V66H108L107 68H109L108 70H106L107 68H105L104 66H102L103 64H101L102 62H99L98 63V61L96 60V58H90L89 59V62H93L91 65H93V66H91L90 67V69H92V73L94 74V77H96V78H93L94 80L93 81H95L96 80V83L98 84V89H97V91H95L96 93V97L99 99H102V100H99V102L101 101V103L102 104H106V106H107V108H111V109H113L116 105V109L118 108V109H120V111H121V113L123 112L121 109H123L124 111H126L127 113H129V111L131 112L132 110L131 109H133V111H134V109H135V112L133 113V112H131V115H133V114H135L136 113V111L138 110H141V115L143 114L144 116L146 115V114H148V115H152L153 113H155L156 111L158 112H161V114L158 112V114H160V115H164V113H165V115L166 116H168L167 114L168 113H170L169 111H174V112H176V110H178L177 111V113H180L179 115H180V119H181V117H182V119L184 120L185 119V121L187 120L189 123H187V121L185 122V121H183L184 123H185V127L186 128H189V129H191V131H193L194 130V132L198 135V134H200L199 136V138H203V139H201V140H204L203 142L201 141V143L197 146V148H200V149H196V150H198V151H196V150H194L195 149V147H192L190 144H188V143H186L185 145H188V148H186V150H188V149H190V150H188V151H193L195 154H197L198 156H201L202 154H200L201 153V151H202V149H206L207 147H205V146H207L206 144H205V140H207L208 141V145L210 146H208V148H210V151H209V149L207 148L206 150H208V152L206 153V152H204V154L203 155H206V154H208V153H213V151H217L216 153L214 152V155L216 154L217 156H219V154H220V156H219V160H221V162L223 163V161H225L223 164H222V166L223 165H226L224 168H225V171L227 172L226 174L224 173L225 171H224V168L222 167V166H220L219 168L221 169V171H222V173H224V175L222 174L221 176H223V177H221L220 179L221 180H219V182H217V180H218V176H220L219 174H221V172L219 171L220 169L218 168V172L217 171H215L216 172V174L218 175H216L213 171H212V173H214V174H211V172L209 171L208 173H206V175H209V174H211L210 175V177H208L207 176V179H206V175H203V173H201L202 174V176H204L205 177V179H203V181H206V180H208V178H210L211 180H208V181H206V183L205 184H203V181L201 182V180H199L200 181V183H199V181H198V178H200V176H201V174L199 175V176H197V179H196V181H197V183H199V185L201 186L202 184H203V186H201L202 188H200V190L198 189V187L196 188V185L197 186H199L197 183H196V181L194 182L193 181V183H196V185L194 186H192L191 184L192 183H190L189 185H191V186H187V189L189 188V190H190V195L188 196V197H190V196H193L194 195V193H195V197H193V198H195L194 200H196L195 202L193 201V203L191 202H189L188 201V208L189 209H191V207H192V209H193V211L195 212V213H192V215L194 214V216L193 217H195L196 216V218L195 219H199L200 218V221H202L203 219H201V217L202 216H198L199 215V213H200V210L202 209V208H204V207H201V205H202V203H203V206H204V203H206V201L208 200L207 198H206V196H205V199H202V197H203V195L204 194H206V187H207V189H209L210 187L212 188V189H214V190H218L219 191V187L218 186H220L219 184H220V181H223V182H227L226 181V179H224V176H225V178H227V179H229V181H228V185L227 186H224V184H222L221 183V186L220 187H222V185H223V189L225 190V188H226V191L228 192V193H226L225 191H224V193L223 192H221V193H219V195L217 194L218 193V191H209V192H211V193H215V194H217L216 195V202H215V204H214V202H212V207L210 208V206H211V204L210 205H208V203H206L209 207H207V208H209L210 210L214 207L215 209V211L212 209V213L214 212V214H212L211 212H210V210H207L208 212H209V217L211 218V219H213V221L216 219L215 217L217 216V219H218V221H217V219L215 220L216 222H214V223H218V222H222V221H224L225 223L227 222V221H225V220H221V221H219V216H222L223 218L225 217L226 218V216H224V215H226V214H224V213H226L225 211H227V209H226V207H227V205H229L227 208H229L228 209V212H227V215H228V213L229 214H231V213H233L232 211H234L233 209L236 207V204H237V207L239 206L240 207V209L239 208H235V209H237V212H239V210L241 211L240 213L242 214V212H243V214H245V215H247V214H250L251 216L252 215H255L254 213H256V215L257 216H255V218H257V217H259L260 219H261V217L260 216H258V214H257V212H255V211H258V213L261 211V210H263L262 211V213H264V200H262V202L260 203L259 201H261V199H263L264 198V189H263V187H264V162L262 163V161L264 160V132H263V130H264V113L262 114V112H264V104H263V101H264V96H263V94H264V68H262V67H264L263 65H264V61H263V59H264V41H263V43H261L262 42V40H264V19H263V15H264V10H262V14L260 13V15H258V16H261L262 15V19H261V17H257V15L256 14H259V13H254L255 12V8H257V7H255V5H254V3H253V5L254 6H252V5H250L249 4V2H246V1H243V0H215V1H212L211 2V6L210 7H208V12L204 15V17L203 18H199L198 19V16H196L195 14H197V11H196V13H194V11L196 10V7H197V3H198V1L199 0H158V2L156 1V5H155V2H154V4H152ZM159 1H161L162 2V4H164L163 6H162V4L160 5V3H159ZM248 1V0H247ZM251 1H253V0H251ZM260 1V3L262 4V5H264V0H258L257 2H259ZM164 2H166V3H164ZM174 2H178L179 4H180V11H181V13H178L177 15H176V17H178V18H176L175 17V19H173L172 18V20H171V18H169V17H171V15L170 14H168V10H166L167 8L169 9L170 8V6H172L173 4H174ZM246 3H248V7H247V4ZM158 4V5H157ZM161 6V7H160ZM250 6V7H249ZM134 7V6H133ZM156 7H158V8H156ZM160 7V8H159ZM242 7V9H244V10H242V9H240V11H242V12H240L239 11V8H241ZM244 7V8H243ZM253 7V8H252ZM96 8V7H95ZM137 9V7H134V8H131V9ZM249 8V9H248ZM158 9V10H157ZM165 10L166 11H168V12H165ZM170 10V9H169ZM158 12V13H157ZM192 12V15L190 14ZM166 13V14H165ZM218 13V16L216 15ZM255 14V15H254ZM145 15V16H144ZM148 15V16H147ZM181 15V16H180ZM251 15H253V16H256L255 18H257V19H253L254 21H255V23H254V26L252 25V23L254 22L253 20H252V17H251ZM248 16H250V17H248ZM215 17V18H214ZM216 17H217V19H216ZM180 18V19H179ZM250 18H251V20H250ZM261 19L260 21H258V19ZM130 20V21H129ZM258 21V23H257V21ZM234 21V22H233ZM250 21H251V23H250ZM253 21V22H252ZM122 22V23H123ZM130 22V23H129ZM234 23V24H233ZM239 23V24H238ZM123 24V25H124ZM127 24H129V25H127ZM233 24V25H232ZM242 24H243V26H242ZM244 24H246V25H244ZM229 25H232V26H229ZM235 25H238V26H236L235 27ZM249 25V26H248ZM242 26V27H241ZM246 26H248V27H246ZM222 27H223V29H222ZM231 27V28H230ZM244 27H245V29H244ZM207 28H213V30H212V32H214L213 34H212V36L214 35V38L212 39V40H210L209 42H203V43H201L202 45L204 44V46L205 45H207V46H205V47H208V48H210V47H212L213 45H215L216 47H215V49L213 50V52H210V51H208L207 52V54H208V58H213L214 59V57H215V55H216V60H217V62H215L214 64L212 63V62H210V64H209V66H207V64H208V59L207 58H205V59H207V61H205V62H203L202 63V65L204 64V66H200V64H196L197 62H195V57L197 58L200 54H199V52L201 53V55H200V57H201V60L204 58V57H206V55L204 56V54H206V53H204V52H206V50L205 51H202L203 49H205V48H203L202 50H201V48L199 49V47L201 46L202 47V45L200 44V40H202V38L200 39V37H201V34L203 33V31L205 30V29H207ZM234 28H235V30H234ZM236 28H237V30L240 32V34H243V35H240L239 33L237 34V36H238V38H245V37H247L246 35H247V31H252L253 33H256V35H258V36H256L255 35V37H256V39H257V41L258 42H260L259 44H261V48H260V46L258 45V43L256 44V46H258V49H257V47L255 48H252V51H253V53H254V51L256 52V53H261V54H256V53H254L255 55H256V58H255V64H253L254 65V67H252L251 68V65L247 62V60H246V58H245V54L247 53V51H249V50H247L246 51V53L243 55V54H241V56L239 55L241 52H239V53H237L238 51H236L235 50V47H236V42L238 41L239 42V40H236L235 38L237 37L236 36V34H235V32H238L237 30H236ZM118 29V30H117ZM192 29V30H191ZM241 29V30H240ZM249 29H251V30H249ZM231 30V31H230ZM235 32H234V31ZM258 30V31H257ZM261 31V32H260ZM233 32H234V35L236 36H234L233 35ZM258 32V33H257ZM114 33L116 34V35H114ZM131 33H132V35H131ZM246 33V34H245ZM217 34V35H216ZM224 34V35H223ZM252 34V33H251ZM250 34V35H251ZM112 35V36H111ZM155 35H157V36H155ZM184 35H186V36H191V37H193V36H196L197 38H195V41H197V40H199L198 42H199V47H197L196 48V50L194 49L196 46H198V42L196 43H193V44H196V46L194 45L193 46V49L195 50V51H193L192 50V52H195L197 55H195V53H193L194 54V56L195 57H193V55H192V52H191V57L189 58V57H187L188 59H184V57H186V56H182L181 54H182V52H183V50H184V48H185V44H184V42L183 43H180V41H181V38L183 39V36ZM229 35H231V39L233 40V41H231V40H229L230 42L228 43V45H226L225 46V42H226V44H227V42H228V39L226 38V36H229ZM240 35V36H239ZM249 35V34H248ZM249 35V36H250ZM253 35V34H252ZM101 36H103V33H102V35H100V37ZM129 36H131V38L132 39H130L129 38ZM176 36V37H175ZM180 36V37H179ZM182 36V37H181ZM186 36H184V37H186ZM232 36H234V39L232 38ZM248 36V37H249ZM263 36V37H262ZM175 37V38H174ZM224 37V38H223ZM254 37V38H255ZM262 38V40H261V38ZM259 38H260V40H259ZM171 39V40H170ZM178 39V40H177ZM216 39H217V42H215L216 41ZM175 40V41H174ZM180 40V41H179ZM215 40V41H214ZM222 40V41H221ZM225 40V41H224ZM227 40V41H226ZM127 41H129V43L127 44ZM218 41H220V42H218ZM126 42V43H125ZM160 42H162V43H160ZM169 42V44H167ZM173 42H175V43H173ZM179 42V43H178ZM182 42V41H181ZM211 42H212V44H211ZM224 42V43H223ZM237 42V43H238ZM112 43V44H113ZM125 43V44H124ZM160 43V44H159ZM220 43V44H219ZM221 43H223V44H221ZM235 45H234V44ZM127 44V45H126ZM177 45V46H173V45ZM180 44H183V45H181L180 46ZM192 44V45H193ZM211 44V46L209 47V45ZM233 46H232V45ZM125 45H126V47H125ZM167 47H166V46ZM158 46V47H157ZM162 46H163V48L164 49H162ZM172 46V47H171ZM183 46V47H182ZM224 46V47H223ZM229 48H228V47ZM154 47V48H153ZM159 47H161L160 49H157V48H159ZM176 47V48H175ZM181 47H182V49H181ZM224 48V50H225V52L224 51H221V50H223V48ZM169 48V49H168ZM214 48V47H213ZM259 48L262 50H259ZM154 50V53H153V50ZM162 49V50H161ZM168 49V50H167ZM175 49H176V52H175ZM230 49V50H229ZM253 49H255V50H253ZM158 50H161V52H159ZM166 50V51H165ZM171 50H173V51H171ZM178 50H180V53H179V51ZM182 50V51H181ZM201 50V51H200ZM228 50V52H227V54H226V51ZM147 51V52H146ZM156 51H158V52H156ZM196 51H198V52H196ZM215 51H218V53H220V54H218L217 52H215ZM229 51L230 52H233V53H235V54H233V55H231L230 53H229ZM251 51V50H250ZM250 51H249V53H250ZM260 51V52H259ZM157 54H156V53ZM165 52H166V54H165ZM173 52H175V57L173 58V56H172V59H171V54L173 53ZM202 52H203V54H202ZM132 53H136V55L137 56H135V58L133 59V62H134V64L135 65H133V63L132 62H130L129 61V56L132 54ZM214 53H216V54H214ZM223 53V54H222ZM249 53H247V54H249ZM150 54V55H149ZM162 54H163V56H162ZM213 54H214V56H213ZM217 54H218V56H217ZM228 54H230L228 57H227V55ZM238 54V55H237ZM155 57H154V56ZM161 55V56H160ZM173 55V54H172ZM179 57H178V56ZM183 55H184V53H183ZM222 55V56H221ZM154 58H153V57ZM157 56H160L159 58L157 57ZM180 56H181V58H180ZM163 57V58H162ZM226 57V58H225ZM229 57H230V59H229ZM234 57V58H233ZM241 57H242V59H241ZM259 57V58H258ZM261 57V58H260ZM157 58V59H156ZM180 58V59H179ZM183 58V59H182ZM193 58L195 59V60H193ZM222 58V59H221ZM229 60H231L232 59V61L230 62L231 64V68H229V66H228V64H227V62L229 61ZM245 60H244V59ZM263 58V59H262ZM158 59H160V60H158ZM173 60V61H171V60ZM183 61H182V60ZM204 59V60H205ZM211 59H209V60H211ZM235 59V60H234ZM262 59V60H261ZM155 60V61H154ZM156 60H158L157 61V63H156ZM164 60H166V61H164L165 63H163V61ZM182 62H180V61ZM185 60V61H184ZM186 60H188V62L186 61ZM238 62H237V61ZM246 61V63H247V65L245 66V64H244V61ZM258 60V61H257ZM96 61V62H95ZM170 61V63H166V62H169ZM197 61V60H196ZM221 61V62H220ZM240 61V62H239ZM259 61H261V62H259ZM158 62H159V64H158ZM161 62V63H160ZM174 62H176V63H174ZM224 63V64H222V66L224 65V67L227 65L228 66V68H222V66L221 65H217V64H221V63ZM243 62V63H242ZM157 64V67H156V64ZM162 63H163V65H162ZM171 63H172V65H171ZM190 63V64H189ZM207 63V64H206ZM229 63V62H228ZM239 63V64H238ZM240 63H241V65H240ZM259 63V64H258ZM165 64V65H164ZM169 64V65H168ZM176 64V65H175ZM181 64V65H180ZM185 64V65H184ZM189 66H188V65ZM195 64V65H194ZM239 65V67H238V65ZM261 64H263V65H261ZM113 65V66H112ZM158 65H159V67H158ZM173 65H174V67H173ZM187 65V66H186ZM198 65H199V67H198ZM235 65H237V66H235ZM256 65V66H255ZM88 66H90V65H88ZM171 67L173 70H171L170 68H168V67ZM192 66V67H191ZM194 66H195V68H194ZM213 66V67H212ZM221 66V67H220ZM242 66V67H241ZM258 66V67H257ZM261 66V67H260ZM112 67V68H111ZM113 67H118L117 69H114ZM165 67H167V68H165ZM177 67V68H176ZM185 67H187L188 69H190L189 71H188V69H185ZM204 67V68H203ZM244 67V68H243ZM250 67V68H249ZM261 68V70H260V68ZM112 70H111V69ZM163 68H164V70H163ZM182 68V69H181ZM199 68H201V70L199 69ZM207 68V69H206ZM223 69V71H224V69H225V71L226 72H222L221 73V71H222V69ZM240 69V72L239 71H237L236 72V70L235 69H237V70H239ZM254 68H257V69H254ZM259 68V69H258ZM24 69H25V67H24ZM113 69H114V72H115V70H117V71H119V70H121V71H119L120 73H118V74H121L120 75V77H118V78H122L123 80H124V82L126 83V89H124L125 88V86H123V84H122V90H126V91H122L120 88H119V82L121 81V82H123V80H121V79H112V78H114V77H117L118 76V74H117V72H115V75L114 76H112L113 74H114V72L113 73H111L112 71H113ZM159 69V70H158ZM168 69H170L171 70V72H170V70H168ZM185 69V70H184ZM199 69V70H198ZM215 69V70H214ZM217 69V70H216ZM220 69V71H218ZM231 69H232V71H231ZM244 71H243V70ZM263 69V70H262ZM176 70H177V72H176ZM178 70H180L179 72H178ZM186 70H187V72H186ZM192 70V71H191ZM195 72H194V71ZM203 70V71H202ZM241 70H242V72H241ZM254 70V71H253ZM258 70V71H257ZM167 71V72H166ZM185 71V72H184ZM218 72V73H216V72ZM255 71H256V73H255ZM109 72H110V74H112L110 77H109V80H106V81H108L107 82V84H106V82L105 81H103V79H101L102 78V75L104 74V75H107L106 73H108L109 74ZM163 72H165V74L163 73ZM169 72V73H168ZM194 74H193V73ZM203 72V73H202ZM204 72H206V73H204ZM208 72V73H207ZM239 72V73H238ZM257 72H259V73H257ZM159 73V74H158ZM166 73H167V76H166ZM170 73H171V75H170ZM176 73V74H175ZM183 73V74H182ZM187 73V74H186ZM192 73V74H191ZM238 73V74H237ZM246 73H248L247 74V76L249 77L250 75V77L249 78H253L252 80H254L252 83L251 82H249V83H247V81L249 80L248 79V77H246L245 78V75H246ZM109 74V75H110ZM190 74V75H189ZM196 74V75H195ZM197 74H199V75H197ZM200 74H201V76H200ZM210 74V75H209ZM212 74H214L213 75V80H212V82L210 81L211 79H209L211 76H212ZM221 75V77H220V75ZM223 74V75H222ZM224 74H227V76L226 75H224ZM234 74V75H233ZM235 74H236V76L237 77H235ZM240 74H241V76H240ZM262 74V75H261ZM117 75V76H116ZM162 75V76H161ZM165 75V76H164ZM173 75V76H172ZM193 75V76H192ZM204 75H206V77L208 76H210L209 78H207V80L206 79H204L203 77H205ZM262 77V80L260 81V79H261V77ZM108 76V75H107ZM170 76H172V79H171V77ZM185 76H186V79L187 78H189V79H187V80H189V81H185L186 79H185ZM195 76H197L196 78H195ZM200 76V77H199ZM222 76H224V79H222L223 77ZM229 76V77H228ZM231 76V77H230ZM253 76V77H252ZM255 76H258V77H260V78H256ZM164 77V78H163ZM166 77H168V78H166ZM226 77V78H225ZM232 77L234 78V79H236V80H238V78L240 79V78H244V79H246L245 80V84L244 83H242V85L241 86H238V87H236V84H235V87H236V89H235V87H234V85H233V87L234 88H232V85L230 84V80H232ZM161 78V79H160ZM165 80H163V79ZM180 78V79H179ZM194 78H195V81H194ZM200 78V79H199ZM221 78V79H220ZM256 78V79H255ZM91 79V78H90ZM89 79V80H90ZM153 79V80H152ZM168 79V80H167ZM170 79V80H169ZM182 79V80H181ZM191 79V80H190ZM209 79V80H208ZM214 79H215V81H214ZM217 79V80H216ZM229 79V83H227V80ZM258 79V80H257ZM99 82H98V81ZM101 80H102V82H101ZM162 80V81H161ZM180 80V81H179ZM201 80V81H200ZM219 80V81H218ZM235 80V81H236ZM92 81V80H91ZM91 81H88V82H91ZM92 81V83H95V82H93ZM158 81V82H157ZM161 81V82H160ZM172 81V82H171ZM185 81V82H184ZM199 81H200V84H199ZM207 81H210V83H207ZM216 81H217V83H216ZM220 81H221V83H220ZM250 81V80H249ZM170 82V83H169ZM176 82H177V84L179 85V86H181V83H182V85H184V83H186V87H188L189 85H192V87L190 86L189 88L191 89L192 88V90L193 91H195V90H199V91H195V92H198V93H201V92H204V91H206V92H204V93H211L212 94V96L214 97V96H217V97H214L213 98V101H212V96H210V95H207V96H209L208 98L209 99H207V97H206V95H205V98L207 99L206 101H208L209 100V102H210V100L212 101V106L211 105H209V104H207L206 103V101H205V103L207 104V106H211V107H209V108H211V109H208V110H206V112L204 113L205 115H206V113H207V115L209 114H211V113H209L210 111L212 112V114L214 115V113H216L215 115H217L215 118L216 119H219V120H216L215 118H214V116L211 114V116H213L212 118H214V120L213 119H207V116H205L204 114H201L199 117L198 116H196V115H198L199 113H190L189 111L188 112H184V111H187V110H184V108L182 109V106H184L182 103H178L177 101V103L178 104H182V106H180V105H178L177 103H175L174 102V100L175 99H173V102H174V104H172V103H170L172 100H171V95H174V93L171 91V88L170 87H168V85L169 86H171L172 85V83H173V85L172 86H174V85H176L177 86V88H178V85L176 84ZM202 82H204L205 84L203 85V83ZM216 84H215V83ZM225 82V83H224ZM232 82V81H231ZM260 84H259V83ZM262 82V83H261ZM124 83V84H125ZM169 83V84H168ZM180 83V84H179ZM227 83V84H226ZM247 83V84H246ZM255 83H257V85H258V88L257 89H255L256 88V84ZM152 84V85H151ZM159 84H160V86H159ZM189 84V85H188ZM198 84V85H197ZM208 84H209V86H214V88H215V91H209V89H211L212 87H209L208 86ZM219 84V85H218ZM224 84H226V85H224ZM244 84V85H243ZM261 84H263V85H261ZM97 86L96 84H93V86ZM100 85V86H99ZM196 85V86H195ZM202 85V86H201ZM229 85H231V86H229V89H228V86ZM238 85V84H237ZM240 85V84H239ZM246 85H248V86H246ZM163 86H165V88L163 87ZM205 86H206V90H205ZM218 86V87H217ZM223 86V88L221 89L220 87H222ZM243 86V87H242ZM255 86V88L253 89V87ZM90 86H88V88H89ZM121 87V86H120ZM167 87H168V89H167ZM197 89H196V88ZM225 87V88H224ZM263 87V88H262ZM91 88H95L96 89V87H92L91 86ZM90 88V89H91ZM101 88V89H100ZM176 88V89H177ZM213 88V89H214ZM228 89V91H227V89ZM233 90H235V91H233L232 92V89ZM244 88V89H243ZM262 88V89H261ZM156 89V90H155ZM158 89H160V90H158ZM161 89H164L163 91L161 90ZM167 89V90H166ZM172 89H174L173 91L174 92H176V89L175 88H172ZM219 89V90H218ZM226 89V90H225ZM231 89V92L229 91ZM237 89H238V91H237ZM119 90H121V92L119 91ZM132 90H133V92H135L136 93V95H137V98L136 97H134L135 96V94L132 92ZM166 90V91H165ZM217 90V91H216ZM243 90V91H242ZM246 90H247V92H246ZM250 90V91H249ZM251 90H256V94H254L255 96L253 97V96H250L249 97V95H250V93L252 92ZM156 91V92H155ZM201 91V92H200ZM222 91V92H221ZM223 91H225V92H223ZM128 92H129V94H128ZM158 92V93H157ZM167 92V93H166ZM172 92V93H171ZM236 92H237V94H236ZM244 93V95L245 96H243V93ZM263 92V93H262ZM171 93V94H170ZM225 94V96H224V94ZM247 93V94H246ZM94 94V95H95ZM126 94V96L127 97H125L124 95ZM134 96H133V95ZM162 94V95H161ZM170 94V97L168 96ZM230 96H229V95ZM234 94H236V96H234ZM260 94V95H259ZM261 94H262V96H261ZM98 95L100 96V97H98ZM128 95H131L132 97H134V98H136V100H135V102H133L132 100H130V102L131 103H129V99H128ZM164 95V96H163ZM165 95L167 96V97H165ZM232 95V96H231ZM246 95H248V97L246 96ZM251 95H252V93H251ZM105 96V97H104ZM131 96H129V98H132ZM243 96V97H242ZM259 96H261V97H263V99L261 98V97H259ZM163 97V98H162ZM173 97V96H172ZM202 97L203 96H201L198 100H202ZM210 97H211V99H210ZM221 97V98H220ZM228 97H229V99H228ZM235 97V98H234ZM241 99H240V98ZM248 99H247V98ZM165 98V99H164ZM204 98V99H205ZM218 98H220V99H218ZM233 98H234V100L237 98H239V100H233ZM250 102L249 104L251 105V109L250 108H248L249 107V104L247 105L248 107H246L245 109H244V111H242V109L244 108L242 105H245L244 103H246V101L244 102V100H246V99ZM252 98V99H251ZM260 98V101L258 100ZM128 99V100H127ZM159 99H160V101H159ZM166 99H168V100H170L169 102H168V100H167V102H166ZM218 99V100H217ZM231 99V100H230ZM251 99V100H250ZM262 99V100H261ZM127 100V101H126ZM217 100V101H216ZM230 100V102L232 101V104H230V102L229 103H227L228 101ZM253 100V101H252ZM257 100V101H256ZM202 101H204V100H202ZM215 101H216V103H215ZM236 101H237V103H239V102H244L243 104H239L240 106L239 107H241L242 109H240V111H238L237 109H238V107L236 108ZM247 101V102H248ZM258 101L259 102H261V104L260 103H258ZM133 102V103H132ZM199 102V101H198ZM217 102H218V104H217ZM254 102L256 103L257 102V105H259L260 107H258L257 105H255L254 104ZM101 103H99V104H101ZM164 103V104H163ZM233 103H235L234 105H233ZM253 105H252V104ZM168 104V105H167ZM170 104V105H169ZM205 104V105H206ZM214 104V105H213ZM217 104V105H216ZM228 104H230V105H228ZM118 105H119V107H118ZM167 105V106H166ZM178 106L177 108L175 107V106ZM226 105V106H225ZM231 105H232V107H231ZM255 105V106H254ZM263 105V106H262ZM121 106V107H120ZM125 106V107H124ZM171 106H172V108H171ZM246 106V105H245ZM254 106V107H253ZM262 106V107H261ZM113 107V108H112ZM166 107V108H165ZM167 107H170V108H167ZM206 107V106H205ZM218 107V108H217ZM230 107V108H229ZM253 107V108H252ZM127 108V109H126ZM178 108H180V109H178ZM225 108V109H224ZM236 108V109H235ZM257 108V109H256ZM137 109V110H136ZM161 109V110H160ZM165 109H166V111H167V113H166V111H165ZM170 109H172V110H170ZM186 109V108H185ZM247 109H248V112H249V109H250V112H252V111H254L255 112V114L252 112V113H250V115H248V117H247V113L248 112H245V111H247ZM255 109V110H254ZM261 109V110H260ZM61 110H64L63 108L61 109ZM114 110V109H113ZM155 112H154V111ZM179 110L181 111V112H179ZM184 110V111H183ZM210 110V111H209ZM229 110V111H228ZM259 110H260V112H259ZM117 111V110H116ZM119 111V110H118ZM118 111L115 113V115H116V117L118 116V118L120 119V116L123 114H121L120 112V115H118L119 113H118ZM137 111V113L140 115V113ZM150 111V112H149ZM209 111V112H208ZM226 111V112H225ZM113 112H115V111H112V113ZM125 112V113H126ZM143 112H147L146 114H144ZM152 112V113H151ZM228 112V113H227ZM230 112V113H229ZM233 112H234V114H233ZM236 112H238V113H236ZM243 112L246 114V115H244L243 114ZM58 124H60V122H61V124H62V122H64L65 120H66V114H64L65 112L64 111H61L60 112V110H58ZM133 113V114H132ZM135 114V115H138V114ZM187 113H189V114H187ZM218 113V114H217ZM222 113V114H221ZM225 113H227V114H225ZM114 114V113H113ZM183 114V115H182ZM191 114H193V115H191ZM239 114V115H238ZM258 114H260V115H258ZM262 114V115H261ZM142 115V116H143ZM182 115V116H181ZM185 115V116H184ZM189 115V116H188ZM195 115V116H194ZM204 115V117H202ZM208 115V116H209ZM220 115V116H219ZM226 115V116H225ZM243 117H242V116ZM134 116V115H133ZM228 116H229V118H228ZM235 116V117H234ZM257 116V117H256ZM122 117V116H121ZM132 117V116H131ZM146 117V116H145ZM150 117L151 116H149L148 118L150 119ZM198 117V118H197ZM210 117V116H209ZM222 117V118H221ZM240 117H242V118H240ZM253 117V118H252ZM258 117H260V118H258ZM81 119L83 118V117H80ZM147 118V119H148ZM202 118V119H201ZM205 118V119H204ZM221 118V119H220ZM228 118V119H227ZM235 118V119H234ZM251 118V119H250ZM60 119V120H59ZM65 119V120H64ZM118 119V120H119ZM152 119V118H151ZM150 119V120H151ZM239 119H241V120H239ZM257 119V120H256ZM82 120H84V121H86V122H88V120L85 118V119H82ZM195 120V121H194ZM211 121L212 120V122L210 123V122H208V121ZM231 121V123L229 124L228 122L229 121ZM233 120V121H232ZM237 122L236 124H235V126L233 125V123H235V121ZM54 121H56V120H54ZM56 121V122H57ZM83 121V122H84ZM181 121V120H180ZM196 121H198V122H196ZM203 121V122H202ZM214 121H215V123H214ZM238 121H240V123L238 122ZM55 122V123H56ZM85 122V123H86ZM123 122V121H122ZM143 122V121H142ZM166 122V123H165ZM190 122L192 123V124H190ZM194 122V123H193ZM216 122H219V124L217 123L216 124ZM126 122H124V124H125ZM202 123V124H201ZM208 123V124H207ZM210 123V124H209ZM263 123V124H262ZM57 124V123H56ZM142 124H144V123H142ZM164 124H165V126H169L168 127V129H167V131H168V134H166L167 132H165V134H161V135H163V137L161 136V138H164V135L165 136H168V137H166V138H168L170 141H172V143H174L175 142V144H176V142L178 141V139H179V137L181 136L179 133H177V129H178V121L176 122H172V121H164ZM221 124H222V126H221ZM190 127H189V126ZM203 125V126H202ZM219 125V126H218ZM228 127H227V126ZM232 125V126H231ZM177 127V129H175L176 127ZM225 126V127H224ZM257 126V127H256ZM125 127V126H124ZM198 127V128H197ZM200 127V128H199ZM206 128V130H205V128ZM215 129H213V128ZM225 128H227V129H225ZM232 128V129H231ZM253 128V129H252ZM256 128V129H255ZM174 131H173V130ZM205 130V132H204V130ZM208 129V130H207ZM220 129V130H219ZM234 129V130H233ZM231 130H233V131H231ZM256 130H258V132L256 131ZM176 131V132H175ZM207 131H208V133H207ZM250 131V132H249ZM261 131V132H260ZM169 132H172V133H169ZM175 132V133H174ZM212 132V133H211ZM213 132H214V134H213ZM221 132V133H220ZM235 132V133H234ZM241 132V133H240ZM251 132L253 133V135L251 134ZM211 133V134H210ZM223 133H225V135L223 134ZM227 133V134H226ZM231 134V136H229L230 134ZM251 135L250 137H249V135ZM257 133V134H256ZM261 133V134H260ZM172 134V135H171ZM173 134H175V135H173ZM176 134H178L177 136H179L178 137V139H177V136H176ZM205 134V135H204ZM239 134V135H238ZM242 134V135H241ZM256 134V135H255ZM203 135V136H202ZM209 135V136H208ZM214 135V136H213ZM246 135V136H245ZM248 135V136H247ZM260 135V136H259ZM44 136V135H43ZM148 138H145V139H148V141H149V139H151V138H149L150 136L152 137V138H154V139H152V140H154L155 142H152L151 140H150V142H151V146H154V145H156V146H162V145H164L165 143H171L170 141L169 142H166L167 141V139L165 138V139H162V140H164V141H162L161 139H158V141H160L159 142V144H158V142H157V140H155V139H157L155 136H157V135H149V133H148ZM171 136V137H170ZM206 136H208V137H206ZM223 138H222V137ZM235 138H234V137ZM239 136H241V137H239ZM254 136V137H253ZM173 137H176V139H174ZM183 137V136H182ZM181 137V138H182ZM213 137V139H211ZM218 137V138H217ZM236 140V138H238L239 137V139H243L244 141H245V139L244 138H248L247 140L250 142V146H251V144H253V146L254 147H252V148H254V149H252L251 147V149L255 152V153H252L253 155L255 154L256 156H254V158L255 159H253V157H252V154H250V153H248V152H246V154L248 153V154H250V156L249 155H247V156H249V157H251V158H249V160H247V162H249L248 164H249V166H247L248 167V169H247V171H246V173H247V175H246V173H245V175L247 176L246 178H248V180L250 179V177L252 178V179H250L251 181H252V183H254L255 182V186L257 187H259V190H258V188H257V192H259V193H257L256 192V189L255 188H253L254 187V185L251 183L250 185H253V186H250V187H252L253 189L252 190H254L255 189V191H253V192H255L256 194H254V195H257L256 196V198L257 197H261L259 200L258 199H256V200H254V196L251 198V196H250V192L248 193V195L250 196V197H248L247 195V200H248V198H251L255 203L253 204L252 203V205H251V209L249 208L248 210H246L247 209V205L246 204H248V201H247V203L245 204V206H244V204H243V202L244 201H246V200H244L246 197H245V195H243V197H242V191H241V193H240V189H238V188H244V186H240V187H229V186H231V184H232V186L233 185H237V184H233V182L234 183H237L238 181L235 179L236 177H234V176H232V177H234V180H232L233 178H230L231 176V167L230 166H228V164H226L227 163V159H225V158H227L226 156H228V154H229V152L230 151H227V149L225 150V151H227L228 153H226V154H224V153H222V151H224V147H222V146H220V147H218L219 145H217V143L219 142V141H223L222 142V144L221 145H223L224 146V144L227 146V144L228 145H237V147L236 148H238L240 145H238L240 142H241V140H239V139H237V140H239V143L237 142V141H234L233 140V138ZM243 137V138H242ZM263 137V138H262ZM140 138H144V137H140ZM171 138V139H170ZM218 139L217 140V142H216V140L215 139ZM220 138V139H219ZM252 138V139H251ZM257 138V139H256ZM174 141H173V140ZM166 140V141H165ZM177 140V141H176ZM212 140V141H211ZM235 142V143H232L233 141ZM242 140V141H243ZM252 140V141H251ZM98 140H94V143H96ZM179 141H181V143H182V141L184 142V138H183V140H181V139H179ZM206 141V142H207ZM209 141L211 142L210 144H209ZM259 141V142H258ZM99 142V141H98ZM98 142H97V145H98ZM225 142V143H224ZM227 142V143H226ZM247 142V141H246ZM245 142V143H246ZM155 143V144H154ZM161 143V144H160ZM171 143V144H172ZM178 143V142H177ZM220 143V142H219ZM224 143V144H223ZM232 143V144H231ZM238 143V144H237ZM260 143V144H259ZM201 144H204V146H201ZM212 144V145H211ZM216 144V145H215ZM243 144H244V142H243ZM258 144H259V146H258ZM181 145L182 144H180V145H177L179 148H183V147H181ZM184 145V144H183ZM190 145V146H189ZM212 146V147H211ZM225 146V147H226ZM262 146V147H261ZM190 147V148H189ZM191 147L192 148H194V149H191ZM202 147H204V148H202ZM218 147V148H217ZM222 147V148H221ZM227 147H229V146H227ZM260 147V148H259ZM211 148L213 149V151H211ZM219 150V148L221 149V151H218L217 149ZM224 148V149H223ZM233 147H230V149H232ZM235 148V147H234ZM233 148V149H234ZM243 148H244V146H243ZM262 148V149H261ZM181 149L179 150V151H181ZM223 149V150H222ZM229 149V148H228ZM240 149V148H239ZM238 149V150H239ZM257 149V150H256ZM259 149V150H258ZM199 150H201V151H199ZM203 150V151H204ZM205 150V151H206ZM237 150V149H236ZM258 152H256V151ZM262 150V151H261ZM179 151H176V152H178V153H175V156H177L176 154H179ZM186 152L185 151V147H184V151H183V153L181 154L182 156H180V159H178V162H179V160H181V159H187V158H189V157H191L192 156V153L191 152ZM252 151V152H253ZM260 151V152H259ZM197 152V153H196ZM220 152V153H219ZM244 152V153H245ZM249 152H251V150L249 151ZM185 153V154H184ZM187 153H189V154H187ZM191 153V154H190ZM243 153V152H242ZM244 153H243V155H244ZM257 153V154H256ZM260 153H262L261 155L263 156V158H262V156H259V154ZM183 154H184V156H183ZM195 154H193V157H195L194 155ZM222 154H223V156H222ZM187 155H188V157H187ZM190 155V156H189ZM202 155V157H207V156H203ZM209 155V154H208ZM216 155H215V157H216ZM211 156H213V155H211ZM210 155H209V157H211ZM245 156V155H244ZM174 157V156H173ZM179 157V156H178ZM184 157H187V158H184ZM192 157V158H193ZM201 157V158H202ZM223 157H225L224 159H223ZM191 158V159H192ZM198 158V159H197ZM196 159L197 160H199V157H197ZM208 158V157H207ZM216 158H218V157H216ZM246 158H248V157H246ZM195 159V161H197ZM222 159H223V161H222ZM234 159V158H233ZM259 159V160H258ZM183 160H181L182 162H183ZM188 160V159H187ZM189 160H190V158H189ZM179 162V163H182V162ZM200 162H201V160H199ZM202 161H204V159L202 160ZM185 162V161H184ZM198 162V161H197ZM261 162V163H260ZM260 163V164H259ZM183 164V163H182ZM257 165V166H256ZM259 165H260V167H259ZM230 167V168H229ZM227 168H229V169H227ZM96 169V168H95ZM256 169V170H255ZM261 169V170H260ZM97 171H98V167H97V169H96ZM95 170V171H96ZM227 170H229L230 171V173L228 174V172L229 171H227ZM93 171V170H92ZM95 173H97V172H95ZM249 173V174H248ZM99 174H101V173H98V178H101V175L99 176ZM238 174H240V172H238ZM125 177V186L123 187L124 189H121L122 191H120L121 193V198H120V196H119V198H120V201L118 202L119 204H115L116 205V207H110L111 208V210L113 209L114 211H113V215H115L114 213H116V215H117V221H116V223H115V225L117 226L115 229H118L119 228V230H117V231H119V232H123L124 234H125V238H127L128 239V237H129V239L131 238H133L132 239V241L136 238L137 239V237H139L138 239H137V241H140L141 240V243L139 242V245L140 244H143L145 241H144V239H145V237H152L151 235H153V236H159L158 235V233L159 232H166V227L164 226V225H162V223L161 224H157V227H156V224L155 225H152V223H151V227L149 226V227H146V228H138V229H136V228H133L134 227V225H133V222L132 221H130V222H132V223H129V220H131L132 219V215L133 214H136L138 211L140 212V210L142 209V210H144V207L145 206H143L144 205V203L145 202H142L141 200V202H142V204H140L139 203V205L137 206V202H134V200L136 199L137 201H138V199L135 197V196H138L139 195V192H140V189H139V191L138 190H136L135 191V186H132V185H129V183H128V171H126L124 174H123ZM214 175H216L217 176V178L214 176ZM229 175V176H228ZM244 175V176H245ZM1 176V178H2V176L3 175H0ZM249 176V177H248ZM253 176V177H252ZM257 176V177H256ZM90 177H91V175H90ZM216 178L215 180H216V182L217 183H219L218 184V189H215V188H217V187H213L214 185H213V183H215L214 181V179L213 178ZM81 178V177H80ZM79 178V179H80ZM103 178V177H102ZM203 178V177H202ZM2 179H5V176H3V178ZM46 179V178H45ZM48 179V178H47ZM46 179V180H47ZM85 179V178H84ZM95 179H97V178H95ZM94 179V180H95ZM189 179H190V181H189ZM189 179H185L184 180V183H182L183 184V186H184V184H185V182H186V184L188 183V182H192V178H189ZM82 180H83V178H82ZM90 180H91V178H90ZM100 181H103L102 179H99ZM193 180H195V178H193ZM214 180V181H213ZM225 180V181H224ZM231 180L233 181L232 183H231ZM241 180V179H240ZM239 180V181H240ZM49 181V182H48ZM48 181H45L46 182V184L44 183V181L42 182V184H41V186L40 187H43V188H46L47 186L50 188V187H52L53 186V183L50 181V180H48ZM78 181V180H77ZM81 181V180H80ZM85 181V180H84ZM87 181V180H86ZM85 181V182H86ZM91 181H93V180H91ZM188 181V182H187ZM212 181H213V183H212ZM242 181V180H241ZM240 181V182H241ZM83 182V181H82ZM84 182V183H85ZM96 182H97V180H96ZM95 181H93V184L95 183V184H97ZM99 182V181H98ZM209 182H211L212 183V186H211V183L209 184ZM229 182H230V184H229ZM84 183H82V184H84ZM87 183V182H86ZM6 186L5 187H7L8 186V183H4ZM3 183H0V185H4ZM79 184V183H78ZM81 183H80V186L82 185ZM91 184H92V182H91ZM92 184V185H93ZM185 184V185H186ZM209 186V188H208V186ZM45 187H44V186ZM87 185V184H86ZM86 185H84V186H86ZM92 185H90V188H91V186ZM188 185V184H187ZM226 185V184H225ZM79 186V185H78ZM83 186V185H82ZM84 186L83 187H80V188H84ZM94 186V185H93ZM199 186V187H200ZM262 186V187H261ZM47 187V188H48ZM225 187V188H224ZM229 187V188H228ZM249 187V186H248ZM1 188V187H0ZM192 188H195L199 193H200V191H201V189L202 190H205V193L202 195L201 193L199 194V193H196L197 191L195 190V189H193V190H195V191H193L192 190ZM205 188V189H204ZM234 188V189H233ZM237 188V189H236ZM89 189V188H88ZM91 189H93V188H91ZM137 189V188H136ZM211 189V190H212ZM222 189V188H221ZM220 189V191H222ZM231 189H233L231 192L229 191V190H231ZM241 189V190H242ZM84 190H85V188H84ZM87 190V189H86ZM210 190V189H209ZM239 190V191H238ZM245 190L246 191H248V189H246V186H245ZM42 191H43V189H42ZM88 191H90V190H88ZM191 191H192V194H191ZM219 191V192H220ZM243 191H244V189H243ZM45 192V191H44ZM87 192V191H86ZM239 192V193H238ZM91 193V192H90ZM203 193V192H202ZM208 193V192H207ZM236 194L237 193V195H230V194ZM245 193V192H244ZM243 193V194H244ZM119 194V195H120ZM132 194V195H131ZM224 194V195H223ZM262 194V195H261ZM133 196L132 198H131V196ZM143 195V194H142ZM145 195V194H144ZM143 195V196H144ZM197 195H199V198L197 197ZM201 195H202V197H201ZM222 195V196H221ZM228 196L229 195V200H228V198L226 197V196ZM241 195V196H240ZM143 196H142V198H143ZM214 197L215 195H211V197ZM231 196V197H230ZM240 197V199H239V197ZM126 197H129V198H131V200L130 201H127L126 200ZM201 197V198H200ZM210 196H208V198H209ZM209 198V199H211L212 200V198ZM220 198L221 200H217V198ZM225 198V200L223 199V198ZM235 197L237 198V199H235ZM133 198H135V199H133ZM180 198H181V203H183V202H185V201H187V200H183V199H185V198H183V197H179V201H180ZM193 198H191V200H193ZM196 198H198V199H196ZM204 198V197H203ZM215 198H213V199H215ZM218 198V199H219ZM232 198V199H231ZM244 198V199H243ZM207 199V200H206ZM250 199V200H251ZM126 200V201H125ZM129 200V199H128ZM135 200V201H136ZM204 200H206V201H204ZM227 200V201H226ZM232 202H231V201ZM235 200H237L236 201V203L235 202H233V201H235ZM243 200V201H242ZM81 201H83V200H81ZM204 201V202H203ZM213 201V200H212ZM223 201H226L225 203H222ZM230 201V202H229ZM239 201V205H238V202ZM242 201V203H240ZM85 202V201H84ZM84 202H82V203H84ZM130 202V203H129ZM198 202H200V203H198ZM219 202V203H218ZM250 202V204H251V202L252 201H249ZM256 202H259L260 204H258V203H256ZM81 203V204H82ZM132 203H134V204H136V206H137V208H136V206L134 205H132ZM209 203H210V200H209ZM231 203H233V204H231ZM86 204V203H85ZM184 204V203H183ZM182 204V205H183ZM185 204H186V202H185ZM191 206H190V205ZM226 204V205H225ZM240 204L242 205V206H240ZM256 204H258V206L260 207V210L257 208V210H256V207H254L253 205H256ZM69 205V204H68ZM197 205H199L200 206V208H199V206H197ZM221 206V207H224V208H222L223 210H220V211H222L221 213H220V211H219V207L218 206ZM223 205V206H222ZM232 207H234V208H232L231 209V206ZM234 205V206H233ZM85 206V205H84ZM83 206V208L84 209H87L89 212H90V210L85 206L84 207ZM147 206V205H146ZM194 206V207H193ZM244 206V207H243ZM257 206V205H256ZM262 206V207H261ZM68 207V206H67ZM70 207V206H69ZM69 207H68V209H69ZM143 207V208H142ZM183 207H184V205H183ZM198 207L200 210H198V209H196V208ZM216 207H218L217 209H216ZM249 207V206H248ZM253 207L255 208V209H253ZM109 208V209H110ZM132 208H135V210H136V212H135V210H134V213H132L131 214V212H132ZM146 209L144 210V212L148 209V207H145ZM195 208V209H194ZM207 208H204V209H207ZM244 208H245V210H244ZM221 209V208H220ZM226 209V210H225ZM239 209V210H238ZM66 211H67V214H66V211H64V215L66 214V216H63V217H65V219H62V220H64V222L62 221V220H60L61 222H63V223H61L60 221H58V226H59V231L61 230V231H63L64 229L65 230H68V228H67V226L69 225H67L66 224V227H65V220L66 219H69L70 217L72 218V216H70L69 218H68V215H70L69 214V212H68V210L67 209H65ZM111 210H109L110 212V214H111V217H112V211ZM131 210V211H130ZM178 210V209H177ZM198 210V211H197ZM252 210H254V211H252ZM87 211V212H88ZM130 211V212H129ZM203 211V210H202ZM206 211V210H205ZM207 211L205 212L206 214H204V215H206L205 217H207ZM219 211V212H218ZM248 211H252V212H254V213H252V212H249L248 213ZM84 212V211H83ZM86 213V211L84 212V213H81V211L79 212V216H80V218L79 219H82V220H84V221H86V220H90V222H88V225L91 223V221H94L95 222V225L97 224L98 226H100L101 224L100 223H98V220H99V218H97V215H96V217L94 216V215H92V213L90 214V213ZM143 212V211H142ZM147 212V211H146ZM145 212V213H146ZM215 212H216V214H215ZM217 212L219 213V216H218V214H217ZM235 212V211H234ZM246 212H247V214H246ZM176 213H177V211H176ZM198 213V214H197ZM203 213H204V211H203ZM202 212H201V214H203ZM222 213H223V215H222ZM261 213V212H260ZM130 214V215H129ZM181 214V215H180ZM183 214H184V212H183ZM182 214V212H180L179 214L177 213V214H175L174 213V218L176 219V220H174V222H176V224L179 222V225H184V226H187L188 225V223H189V220L187 219V217H186V219H185V215H183ZM196 214V215H195ZM221 214V215H220ZM76 216L75 217V219H73L72 218V221H71V223H73L74 224V222H76L77 220H76V218L77 217H79V216ZM140 215H145V216H143V217H146V215L147 214H142V213H138V216H140ZM232 215V214H231ZM230 215V216H231ZM262 215V217L264 218V215L263 214H261ZM98 216H99V214H98ZM129 216H131V219H129L130 217ZM136 216V215H135ZM179 216V217H178ZM212 216V217H211ZM230 216H228L229 218H230ZM67 217V218H66ZM134 217V216H133ZM198 217V218H197ZM221 217V218H222ZM227 217V218H228ZM71 218L69 219V220H71ZM113 218V217H112ZM112 218L110 219V222H112V224L114 223L113 221H112ZM116 218V217H115ZM115 218H114V220H115ZM222 218V219H223ZM224 218V219H225ZM254 218V219H255ZM78 219V221L80 222V223H82L81 221L82 220H79ZM108 219H109V217H108ZM128 219V220H127ZM135 219H136V217H135ZM179 219V220H178ZM244 219V222H246V221H248V220H245V218H243ZM254 219H253V221H254ZM73 220H75V221H73ZM182 220H184V221H182ZM252 220V219H251ZM250 220V221H251ZM77 221V224L79 223ZM134 222H135V220H133ZM188 221V222H187ZM204 221V220H203ZM213 221L211 220V223H209V225H207L208 226V229H209V227H211V231H212V229L214 230V226H220V228H222V229H226V228H224L225 226H223V227H221V225L223 224H225V223H218V224H214V225H212V223H213ZM252 221V222H253ZM262 221L264 222V220L262 219ZM87 222V221H86ZM93 222V223H94ZM100 222V221H99ZM233 221H231L230 223H232ZM235 222V221H234ZM232 223L233 225L234 224H237V222H235V223ZM249 222V221H248ZM60 223V224H59ZM79 223V224H80ZM83 223H85V222H83ZM93 223H91L92 225H93ZM227 223H229V222H227ZM226 223V224H227ZM250 223V222H249ZM249 223H248V225H249ZM61 224L63 225V226H61ZM76 224V223H75ZM132 224L133 226L131 227L130 225ZM187 224V225H186ZM220 224V225H219ZM225 224V225H226ZM247 224V223H246ZM72 225V224H71ZM182 225V226H183ZM211 225V226H210ZM229 225V224H228ZM227 225V226H228ZM247 225V226H248ZM64 227V228H61V227ZM74 226H77V225H74ZM78 226H80V225H78ZM94 226V225H93ZM98 226H95V227H97L98 229L100 228V227H98ZM163 226V227H162ZM205 226V225H204ZM226 226V227H227ZM251 226V227H250ZM249 226V232H247L248 230V228L245 230L247 233H250L251 232V228H252V225H250ZM102 227V226H101ZM115 227V226H114ZM132 228V230H131V228ZM158 227H159V229H158ZM201 227H203L202 225H201ZM206 227V226H205ZM204 227V228H205ZM79 227H77V229H78ZM81 228V227H80ZM148 228V229H147ZM204 228H202V229H204ZM207 228V227H206ZM205 228V229H206ZM217 229L219 228V227H216ZM228 228V227H227ZM97 229V230H98ZM147 229V230H146ZM203 230L204 232H207V234H205L204 233V236L206 235L207 237L211 234V232H210V230ZM229 229L231 230V228L229 227ZM63 231V232H66V231ZM71 230V229H70ZM70 230H68V232L70 231ZM100 230V229H99ZM99 230H98V232H99ZM160 230H163V231H160ZM219 230V229H218ZM226 230H228V229H226ZM252 232H254V235H255V232H256V229L253 227L252 228ZM255 230V231H254ZM61 231H60V235L62 234V235H64L63 233H61ZM81 231H84L83 230V228H81ZM156 231V232H155ZM203 231H202V233H203ZM215 231V233L217 234L218 233V231L217 230H214ZM217 231V232H216ZM220 231V230H219ZM222 231L223 230H221V233H219V235H220V237H221V234H223L222 233ZM232 231V230H231ZM230 231V233L228 232V231H223L225 234H223L222 235V238L224 239V235H228V236H226V239H224L225 241H227V239L229 238V240L230 241H232L235 237H233V235L234 234H236L235 232H236V230L235 231H233V233ZM121 232V233H122ZM210 232V234L208 235V233ZM226 232H228V233H226ZM198 232H196V233H193V234H188V236L189 237H187V234L186 235H184V236H182L183 238V240L185 239V240H187V241H190V243H192V241L194 242V241H196V242H199V240L197 239V237H198V234H197ZM213 231H212V234H214V235H212V237L213 236H216V234H215ZM231 233L233 234L232 236H230L231 235ZM58 234H59V232H58ZM124 234H123V236H124ZM148 234H150V236H146V235H148ZM238 234V233H237ZM236 234V237H238V238H235V240H238L237 242L234 240L233 241V243H237V244H239V241L240 242H242L243 244H244V242H243V239L242 238H240V237H243L244 235V237L246 238V240L248 241H245L246 242V244L247 245H244V246H247V247H244L243 245H242V243H241V247H244L245 249L247 248L248 249V245H249V241H250V239L248 238V237H251V236H254L253 234H251L250 233V235L251 236H247V234L246 233H242L241 232V234L240 235H243V236H238ZM59 235V237L60 238H62V235L60 236ZM66 235H68V233H66ZM89 235V234H88ZM140 235H141V237H140ZM145 235V236H144ZM89 236H91V237H87V240H89V238L91 239L92 238V234L91 235H89ZM132 236V237H131ZM217 236H218V234H217ZM230 236V237H229ZM235 236V235H234ZM258 236H259V234H258V232H257V236L255 235V237H257L258 238ZM64 237V236H63ZM67 238H68V236H66ZM219 236H218V238H217V240H214V237L212 238V240L213 241H218L219 240V238H220ZM231 237H233V239L231 238ZM67 238H65L64 237V239L63 240H65V239H67ZM141 238H144L143 240L141 239ZM186 238H188V239H186ZM209 239H207L206 241L209 243L210 242V244H212L213 246L215 245V243L213 242V241H210V239H211V236H209L208 237ZM216 238V237H215ZM222 238H220V241L222 242V244H229V246L228 247H226L228 250H233V251H231V252H233V254H235L236 252L234 251V250H236L235 249V247H236V245L237 244H235L234 246H232L233 245V243H231V242H226L225 243V241L222 239ZM231 238V239H230ZM252 238V237H251ZM257 238H253V239H257ZM260 238V237H259ZM130 239V240H131ZM242 239V240H241ZM262 239V238H261ZM62 240V241H63ZM147 240H152V239H147ZM146 240V241H147ZM136 240H134V242H135ZM144 241V242H143ZM92 243H95V244H97L96 243V240H92L91 241ZM90 242V244H92ZM221 242H219L218 241V244L216 243V245H215V247L218 245V247H219V245H221L222 246V249L221 250H223V249H225V247H223L224 245H222L221 244ZM252 242H253V240H252ZM61 243V242H60ZM146 243V242H145ZM145 243H144V245H145ZM214 243V244H213ZM220 243V244H219ZM86 244V243H85ZM196 244H198L196 247H198V246H200V247H198V250L199 251H201L202 252V249L204 248H202V243H196ZM231 245V246H230ZM250 245H252V243H250ZM249 245V247L251 248L252 246H250ZM137 246H138V242H137ZM143 246V245H142ZM203 246H206L207 247V245L206 244H203ZM211 246V245H210ZM138 247H140V246H138ZM215 247H213V248H215ZM216 247L215 249H216V252H215V249H213L212 247H209V248H211L212 250H214V252H215V255L216 254H218L217 252H218V250H219V248H221V247ZM230 247H233V249H229ZM208 248V247H207ZM207 248H205L206 250H204L203 249V251H205L206 252V254L208 255V252L207 251H209L210 249H208L207 250ZM252 249V248H251ZM221 250H219L220 252L219 253H221ZM226 250V249H225ZM227 250V251H228ZM242 250H244L243 248H242ZM198 251V252H199ZM236 251H238V250H236ZM246 251H249V250H246ZM264 251V250H263ZM261 252V254H263L264 255V252ZM226 252V251H225ZM225 252H224V254H225ZM239 252V251H238ZM243 252V251H242ZM9 254L8 255H6L7 257V260H9V258H13V256L16 254V252L15 253H13V252H8ZM203 253V252H202ZM210 253V252H209ZM227 253V252H226ZM248 253V252H247ZM252 254V252H249V254ZM206 254L205 253H203V254H201L200 255V252L198 253V256L200 255V259H202L203 260V258H205L206 257ZM224 254H219L220 256L221 255H223V256H221V258H220V256H218V260H219V258L220 259H226V258H228L227 257V255H226V257H224L225 255ZM231 254V253H230ZM233 254H231V255H233ZM239 254H240V252H239ZM238 253L237 254H235V255H233V257L234 258H232L231 260H232V263H233V260H234V263H238V259H239V262H240V260H241V262H243V263H241V264H246V262L245 261H247L248 262V259L249 258H251V257H247V259H246V256L247 255H249V254H244L245 255V257H244V255H243V257H241L242 255H239ZM46 255L47 254H43L42 256H40L41 258H42V260H41V258L39 259V260H41V262H40V264H43V263H45V259L46 258H44V257H46ZM85 255H87V254H85ZM100 255V254H99ZM99 255H98V258H99ZM113 256H118V254H112ZM196 256H197V253L195 254ZM195 255H193L194 257H188V258H190V259H196L197 257L195 256ZM203 255H205V256H203ZM231 255H229V251H228V256H230L228 259H226V261L227 260H229V262H228V264H230L231 262H230V258L232 257ZM10 256V257H9ZM12 256V257H11ZM101 257L100 258H103L104 256H102V255H100ZM201 256H203V258H201ZM235 256L236 257H238L237 258V260H235L236 258H235ZM239 256H240V258H239ZM250 256H252V255H250ZM9 257V258H8ZM196 257V258H195ZM224 257V258H223ZM254 257H256V256H254ZM258 258H259V255L257 256ZM253 258V259H257L256 261L257 262H259L258 260H260L261 258ZM261 257V256H260ZM129 258V257H128ZM216 258H217V255H216ZM243 258H245L244 260H243ZM263 258V257H262ZM252 259V258H251ZM48 260V259H47ZM46 260V261H47ZM69 260V259H68ZM74 260H77L78 261V259H74ZM101 260V259H100ZM118 261L117 262H119L120 261V263L121 264H135V263H129V262H126L125 260L124 261H122V260H120L119 258L117 259ZM10 261H12V259H10ZM49 261V260H48ZM47 261V262H48ZM71 261V260H70ZM123 263H122V262ZM193 261H195V260H193ZM205 260H203V262H204ZM220 261V260H219ZM225 260H223V262H224ZM252 261L253 260H250L249 261V263H247V264H251L252 263ZM256 261H255V263H253V264H256ZM261 261V260H260ZM36 262V261H35ZM69 261H67V263H68ZM75 262V261H74ZM206 262V261H205ZM217 262V264L219 263L218 261H216ZM220 262H222V260L220 261ZM26 263L27 264H31L30 262L28 263V261H26ZM34 263V262H33ZM32 263V264H33ZM71 263H72V261H71ZM71 263H69V264H71ZM260 263V262H259ZM35 264H39L38 263V260H37V262L35 263ZM48 264H49V262H48ZM74 264V263H73ZM154 264V263H153ZM219 264H223V263H219ZM224 264H227L226 262H224ZM238 264H240V263H238ZM258 264V263H257Z\"/></svg>",
    "mask_w": 264,
    "mask_h": 264
}]
</instances>
